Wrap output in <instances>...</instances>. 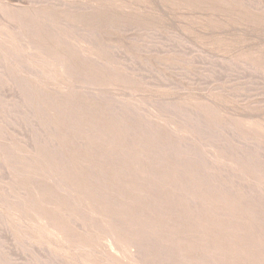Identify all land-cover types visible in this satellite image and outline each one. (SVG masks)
Wrapping results in <instances>:
<instances>
[{
    "label": "rangeland",
    "instance_id": "obj_1",
    "mask_svg": "<svg viewBox=\"0 0 264 264\" xmlns=\"http://www.w3.org/2000/svg\"><path fill=\"white\" fill-rule=\"evenodd\" d=\"M38 1H40V0H0V17H1L0 18V22H1L0 23V30H1L0 32L1 33L5 32V34L7 33V36H8L7 37L5 34L0 35V40H1L0 44L2 46V47H0V51H1L0 52V56H1L0 57V73L2 72V74H0V79H1L0 80V108L2 109V112L0 115V120L2 119V117H4L3 119H5V120L2 119L3 121L2 120L0 121V123L2 124V125L0 124V126L2 127V128L0 127V133H1V135H0V141H1L0 142V148L1 149L0 150H2V151H0V155H1L0 156V190H1L0 196L2 195V197H0V198H2V199H0V264H34V263L36 264V262L38 263L39 260H40L39 263H41V261L43 260L41 264H45V263L48 264L45 261H49V259L52 257H55V258H52V259H54V262L51 259V261H50V263L52 262L51 264H60L59 263V261L61 262L60 258L61 259L63 258L62 260H64V261H62V264L63 263L67 264V262H70V264H104V263L105 264H115V263L116 264H124V263L125 264H135V263L131 262V257L133 254L139 258L138 261L141 262V259H142V261L144 262V263L142 262L139 264H145V262L147 264H151V263L152 264H162V263L163 264H180V263L184 264L185 261H186L185 264H192L193 262H194L193 264H199V263L200 264H208L207 261L203 260V259H195L192 257L181 259L178 256V251L171 250V251L167 252L166 250H163V249L161 250V248H155L154 244H153V248H154L153 249L152 245L149 243V241L145 240L146 238H144L143 234H140V233L137 234L135 239H133V240L130 239L129 237L121 238L117 242H112L111 239H110L111 241L107 240V239H109L107 237L108 234H107V231H105L103 229L102 225H100L98 222H96V224H98V225H96L93 222L91 223V222L86 221V217L83 214L84 212L80 207H78V206L75 207V205H73L72 201H70V200L65 201V199H67L66 194L70 190L76 189V192H78L80 195H81V193H85V194L88 193L87 191H82L81 188H78L79 187L78 186V184H79L78 180L79 179H77V178H76L77 180L75 179V174H74L75 171L71 167L69 168L67 166L70 165L71 161H76V162L78 161L77 163L84 162V163H86V165L89 164L90 168H85L86 170H85V172H83L88 177H84L82 175H81V177H83V180H84V178L87 179L89 181V183L92 184L95 182L94 179L96 180V177H94L93 175H91L87 172V171H90L89 169H92L94 167L92 164L93 163L99 164L102 162L103 167H108V165L112 163L109 158H113V156H111V154H109V155L105 154L104 150L102 149L103 146H101V143L102 144L105 143L104 141H106V139L110 138L109 135H111V137L113 139L121 140V141H123L124 137H125V139H126L125 141L130 143L131 148H133L134 146H136L138 148L136 150H133L134 152L137 151L136 153L138 155H141V153L142 154H148L150 156V158H152V154H153V159H155L156 156H159L158 158H159V161H161L163 164L164 171L166 172V171L171 170V171L176 172L178 174V177L181 180H183L184 183H186L190 187H192V189H196L194 187L204 188L207 191H208V189H210L208 192H210L211 194L214 193V195L217 194V195L223 196V193L225 192V190L221 189L224 186H223V184L221 185L220 183H223L226 180L225 178L227 176V172H226L227 170H223V168L226 169V167H225L226 160L229 159L231 155L235 154L237 156V158H240L239 160L247 158L246 159V161H247L250 158L247 156L254 155L251 152H255V154H258V152L256 153L255 150H258V148H260V147L264 148V145H261V144H264V128L262 127L264 125V40H263L264 39V0H211V1L210 0L209 1H207V0H101V1L100 0H98V1L97 0H60L62 2V4L60 3L59 0H56V1L55 0H52V1L48 0L49 3L47 1L46 2L47 5L45 4V2L41 5L42 0L40 1L41 3ZM122 1H124V2H122ZM33 2H35L36 4ZM56 2L60 6H57ZM129 2H131V3H129ZM50 3H52L51 4L52 7H51ZM53 3L54 4L56 3L55 6H53ZM63 4H66L67 6L63 5ZM94 5L97 7H95ZM56 6H57V9L55 8ZM100 6H101V9H100ZM102 6H104L106 9ZM117 6H119V7H117ZM53 7L55 9H52ZM59 7H62V8L59 9ZM114 8H115V10H114ZM22 9H23V11H22ZM83 10H85V11H83ZM112 10H113V12H112ZM57 11H62V12L56 13ZM90 11L92 12V14ZM37 12L39 13V15L37 14ZM47 12H49V13H47ZM53 13H54V15H53ZM60 13H63V14H60ZM118 13L120 16L122 15V17L118 16ZM25 14H27V15H25ZM40 14H41V16H40ZM65 14H67V16ZM82 14H84V15H82ZM8 15L10 16V18ZM19 15L22 16L23 18L20 17ZM29 15H31V16L29 17ZM49 15H51V16H49ZM72 15H75L76 17L72 16ZM135 15H139V16H135ZM6 16H8V17L6 18ZM54 16H55V19H54ZM57 17H58V19H57ZM110 17H113L114 19L110 18ZM125 17H127V19ZM75 18H77V19L75 20ZM115 18H116V20H115ZM30 19H32L31 22H30ZM34 19H37L36 23H33ZM44 19H46L45 20L46 23H44L45 22ZM59 19H62L63 22H62V20H60L61 22H58ZM78 19H80L81 21L80 20L78 21ZM64 20L66 22H68V25H66L67 23ZM97 20L99 22H97ZM17 21H18V23H17ZM38 21L42 22V24ZM20 22H22V23H20ZM57 22L59 24L63 23L64 26H63V24L59 25ZM8 23H9L10 27L14 25L13 27L15 30H13V27L10 28L9 26H7ZM43 23H44V25H43ZM16 24H17V26H16ZM45 24L47 25L46 27H44ZM71 24L73 25V27L74 26L77 27V25H78V27H80V29H81V30H78L80 37H83L81 34L84 33V37L88 36L87 40H85L86 38L83 39V41H82V38L79 39V37H77L79 35H77V36L75 35V33H77V29L74 27V29H76L75 30L76 32H74V30H72L73 27L71 26ZM104 24H105V27H104ZM127 24L128 25L130 24L131 26L130 25L127 26ZM28 25H30V26H28ZM39 25H40V28H39ZM69 25L71 27L69 29L71 30V32L73 31L74 34L69 32L70 31L68 29ZM120 25H122V27H120ZM1 26H2V28H1ZM54 26H56V28L59 30H57ZM82 26H84L85 29ZM107 26H109V27H107ZM15 27H17V29L19 28L18 29L19 31L16 30ZM28 27H31V29L33 28V30H31ZM48 27L51 29L55 28V29H53L54 32H52L51 29H48ZM41 28H43L44 30ZM65 28H66V30H65ZM87 28H89V29H87ZM11 29H12V31H11ZM45 29L46 30L48 29L47 33H46ZM83 29L86 33L83 31ZM26 30H29V31H26ZM33 31L38 33V36H37L38 38L32 39L31 33ZM10 32H14V33L12 34ZM62 32L66 33V34H64ZM89 32H91V33L89 34ZM93 32H95V33L97 32V35H99V37L103 40V42H106V43H104L105 47H101L102 43H99V42H102V40H100V38L98 36H96L95 33H93ZM49 33H52V34L49 35ZM55 33H57L59 36H57ZM67 34L69 35V37ZM85 34H86V36H85ZM14 35L17 36L18 38L15 37ZM91 35L93 37H91ZM21 36H24V37L21 38ZM60 36H61V38H60ZM10 37H12V38H10ZM52 37L54 38L53 40H52ZM89 37L91 38L92 43L95 42L97 44V47L99 46L100 48L95 47L96 46V45H94L95 43L93 44L94 48H93V46L90 47L92 44H91ZM19 38H21V40H19V41H21V43H22V41H24L26 44H24V42H23L22 44H24V45H21V43L18 41ZM29 38H30V41L32 40L31 41L32 44L35 45L36 47L38 46V48H36L35 46L32 47L30 45L31 42L30 43L28 42ZM45 38L48 40V42L50 44L46 43V41L44 40ZM63 38H65L64 40L67 43L63 41ZM73 38H76V39H73ZM96 38H98L99 41H97ZM23 39H26V40H23ZM36 40H38L40 43H38V41H36ZM61 40L63 42L56 44V43H58V41H61ZM71 40H73V41H71ZM74 40H76V41L79 40L78 41L79 43L74 41ZM84 40L87 42H85ZM16 41L19 42L20 45ZM53 41H54V43H53ZM15 43H16V45H15ZM63 43H65L64 45H67V46H63ZM85 43H86V45H85ZM37 44H39V45H37ZM51 44L54 47H50ZM74 44L77 45V47H78L77 49H76V46H74ZM89 44H90V46H89ZM17 45H19L18 47L21 46V48L19 49L17 47ZM56 45H57V47H56ZM23 46L25 48V49L23 48L24 50H22ZM29 46L31 48H29ZM39 46H41V49H43V51L40 49ZM72 46H74V47H72ZM42 47H44V48H42ZM83 47H86V48H83ZM1 48H4L5 50L4 49L1 50ZM6 48L9 49L10 51L6 50ZM56 48L61 49V51H59ZM69 48H71V50ZM73 48H75V49H73ZM96 48H97V50H96ZM45 49H47V50L45 51ZM49 49H51V52ZM62 49L64 51H62ZM83 49H87V50H83ZM77 50H78V52H77ZM106 50H107V52H109V54L106 52ZM4 51H5V53H4ZM25 51L28 53V55ZM40 51H41V53H45L44 56H43V54L40 53ZM52 51H54V54ZM9 52L15 53L12 56H10L12 59H14V61L17 58L16 56H18V58L21 60V62L19 59H17V61L14 62L10 57H8V55L10 54ZM24 52H25V54H24ZM32 52L35 53L34 55H36L37 58L39 56H40V58L42 57L41 59L40 58L39 59L40 60L44 59L45 63L43 61H40L37 58H35L36 60H34V57L30 58V57L34 56V55H32L33 54ZM70 52H72V53H70ZM99 52H101V53H99ZM46 53H48V54H46ZM78 53H79V55H78ZM29 54H30V56H29ZM80 54H82L83 56H81ZM244 54H247V55H244ZM48 56H50V57H48ZM86 56H88V57H86ZM43 57H45V58L48 57V58L45 59ZM89 57L92 59H90ZM111 57H113V59H110ZM1 58L3 59L4 64L2 63ZM57 58L59 61L57 60ZM86 58H88V59H86ZM52 59H54L55 61L53 60V62H52L51 61ZM96 59L102 66L100 64H98V62H94ZM37 60H39V61H37ZM103 60L104 61L106 60L107 62L105 61V63H104ZM47 61H49L48 62L49 65H48ZM60 61H62V63L64 64L63 65L64 68H62V69H61V67L60 68L58 67L59 65L55 66L56 64H59ZM22 62H24V63H22ZM91 62H93V63H91ZM112 62H114V63H112ZM94 63H95V65H93ZM107 63H108V65H107ZM20 64L22 66H20ZM42 64H44V65H42ZM66 64H68V65H66ZM69 64H70V66H69ZM1 66H2V68H1ZM6 66H8L9 68ZM25 66H27V68H29V70H30V71L28 70L29 73L32 72V74H33V72H34L36 75H34V74L32 75V74H29L28 72H26V70H24V68L27 69ZM65 66H67L69 69H70V67H73V68L68 70L67 67H65ZM86 66H88L89 68H87ZM108 66L110 68H108ZM3 67H4V69L6 68L7 71H6V69L4 70ZM81 67H82V69H81ZM74 68L75 69L77 68V70H75ZM65 69H67V70H65ZM10 70L13 71V73ZM34 70L35 71L37 70V72L40 71V73L37 74V72H35ZM97 70L100 73H98ZM70 71H73V72H70ZM90 72H91V74H90ZM121 72H123L124 74L123 73L121 74ZM3 73L6 75V77H5V75H3ZM63 73H65V74H63ZM79 73L81 75H84V76H81ZM84 73H86V74H84ZM17 74L20 76V78H19V76H17ZM42 74H43V76H42ZM114 74L116 75V77ZM7 75L10 78L13 76V78L10 79L9 77H7ZM45 75H47V77H44ZM65 75H69V76H65ZM88 75H89V77H88ZM127 75H128V77H127ZM1 76H3V77H1ZM17 77H18V79H21L24 77L25 79L24 78H23L24 80L21 79L22 82L20 83V81L17 79ZM48 77H50V81H49ZM77 77H80V78H77ZM83 77H85V78L88 77L85 80L86 82L82 81L85 79ZM107 77H113L112 83H111V86L113 88L110 85L106 86V87L102 86V82H101L102 79L101 78L106 79ZM124 78H125V81L123 80ZM13 79H15V80L17 79V80L12 81ZM52 79H53V81H52ZM127 79H129V80H127ZM9 80L11 82H13L12 85H11V82H9ZM25 80L27 81L26 82L27 87H28V83H30V80H31L33 83L37 82L38 85H40L41 82H42L41 84H47L50 87V89L62 90V89L68 88L70 90L73 89L72 92L78 91L79 93H74L75 94L74 95V94H72V92H70L63 99L62 98L59 99L57 97L54 98L53 100L54 101L56 100V101L53 102V100H52L50 104H52V103H54V104L53 105L49 104L51 106V107L49 106L50 116L47 118V116L45 114H43V111H42V109L43 110L45 109V106H44V105H46L45 100L44 99L42 100V96L40 97V94H38L39 92L36 94V92L39 91V90H36V88L33 89L32 87H30V91L32 93L34 92L33 95L35 94L34 96L30 95L29 88L27 90L28 91V93H27L26 89L24 88V87H26V84L24 83ZM91 80L93 82H91ZM67 81H68V83H67ZM71 81H73L72 83L75 82V84L78 83L80 85H84L82 87V90L87 91V93L86 92H84V93H86V95H88V96H90L91 94H92L91 96H93V95L96 96L97 93H99V94L101 93L100 94V96H101L105 91V93L103 95H105V94L108 95L110 97V99L112 97V99H111L112 101L110 100L112 103L109 101H107L108 103L106 102L107 99L105 100V98H104L106 95L104 97L102 95L101 96L102 98L99 97V94H98L99 98H97V96L96 97L93 96L94 98H97V100L95 99L96 101H94L93 97H92L93 99L90 97L88 99L87 98L88 96H86L82 91L75 90L76 88H74V87H68V84ZM89 81L91 82V84H89L90 83ZM14 82H15V84L18 83L15 85V87L13 86ZM72 83H71V85L74 86V84H72ZM83 83H86V84H83ZM96 83H97V85H96ZM115 83H117L116 86H115ZM19 84L22 85L21 88L23 89V91L24 90L26 91V94H24L25 91L24 92L21 91L24 95L28 94L29 97L32 96L33 99L30 98L32 100V102L30 101V99H28L27 96H25V97L27 98L28 101L26 99H24V101L25 102L27 101L28 103H24L23 99L21 101L20 97L21 98L24 97V95L21 94V92H20L21 96L18 94L19 98L16 96V94L19 92L18 90H16L17 87L18 88L20 87ZM127 84H129V85H127ZM117 85H118V87H117ZM29 86H31V85L29 84ZM93 86H94V88L96 86V89L103 88V90L96 92V94H93L90 92L88 94V90H86V89H88V88L93 89ZM6 87H7V89H6ZM138 87H139V90H138ZM140 88H142V90ZM8 89L9 90L13 89V90L10 93V91ZM117 89H119V91ZM14 90H16L18 92L16 93V91H14ZM128 90H130V91L128 92ZM108 91H110V92H108ZM4 92L6 94H9V95H6ZM125 92H126V94H125ZM233 93L235 94V96H232ZM12 94H14L16 96V98L20 100V102H23L22 103L23 108H24V105H25V108L28 106V108H26L28 110H26L24 108L27 112L24 109H22V107L19 108L21 106V104H19L20 102H18L16 100V98H14V95L12 97ZM77 94H78V96H76ZM72 95H73V97H72ZM9 96H10V98H9ZM108 96H106V98ZM109 97H108V99H109ZM113 97H114V99H113ZM146 97H148V98H146ZM155 97H157V98H155ZM12 98L14 99V101L18 102L19 106L17 103H15V105L18 106L17 108H15L16 107L15 105L14 106L12 105V104H14V101H11ZM116 98H117V100H116ZM131 98H133V99H131ZM139 98H141V99H139ZM154 98H155V100H154ZM158 98L161 99L162 101L159 100ZM99 99L101 101H102V99H104V100L101 102V101H98ZM145 99H146V101H145ZM156 99H157V101L159 100V102H158L159 106L155 102ZM187 99H188V101H186ZM114 100L117 102L119 100V102H120L119 104L126 102L130 106H128L126 103H125V106L127 105L126 107L132 108V109L128 108L129 111H131V110H132L131 112L135 111L137 113V115L135 113H134V115H132V113H128V109L126 107H124V104H122V106H121V105H118L117 102H115L117 104V108H116L115 103H113ZM174 100L175 101L177 100V101L174 102V104H172V101H174ZM206 100H208V101H206ZM66 101H67V103H66ZM134 101H136V103ZM151 101L153 103L155 102V104H153V103L151 104ZM29 102L32 104H29ZM36 102L40 103L39 108L41 106V108H40L41 112L39 111V109L37 110L38 104H36ZM144 102L145 103L148 102V104L147 103L145 104ZM162 102L163 103L166 102V106H164ZM168 102L170 103V105L168 104ZM179 103L181 105H183L182 107H184L183 109H185L183 111L184 114H186V111H188V110L191 111V112H189V111L187 112V114H189V115L186 116L187 115L186 114L184 116L185 118L183 117V115L181 116V114L183 112L181 111L182 107ZM209 104H211V105H209ZM218 104H220L221 107ZM55 105L57 108L55 107ZM66 105H67V107H66ZM76 105H77V107H76ZM99 105H101V106L99 107ZM114 105H115V107H112ZM152 105H155V107L153 106V108H155L156 111L151 107ZM175 105H178V106H175ZM185 105H186V107H185ZM78 106H80L79 109L81 108L80 111L78 109ZM118 106L121 107V108L120 107L119 108L122 110V112L124 111L123 112L124 115L127 112L126 118L123 117L124 115L122 112H118V111H121L118 108ZM135 106H137V107L139 106L140 108L142 107V109L145 111L147 110L148 112H146V113H148V114L150 113V117H148L149 116L148 114H147V116L145 115V111H139L138 112V110H141V109H139V107H138V109H136L137 107H135ZM160 106H162V107H160ZM207 106H209L210 109H208L209 107H207ZM30 107L32 108V110H30L31 109ZM34 107H36V108L34 109ZM104 107H106L107 109L106 108L104 109ZM109 107L113 108V111H111V109ZM122 107L126 108V109L124 110ZM159 107L161 108L160 109L161 111L158 109ZM166 107H167V109H166ZM175 107H177V109H180V110L177 111V109ZM189 107H193V108L186 110V108H189ZM237 107H239V108L237 109ZM9 108H10V110H9ZM87 108L89 110H91V113H90V111H88ZM92 108H94V110ZM115 108L119 109V110H116ZM162 108L163 109L165 108L167 113L165 112V110L163 111ZM224 108H225V110H224ZM193 109H195L194 110L195 112L199 111V113H197V115H196V113L192 111ZM21 110H23L22 112L24 113V117L26 119H28L27 121L25 118L23 119V113L22 112L20 113ZM34 110L39 111L42 114V116L39 115L40 114L39 112H35ZM95 110H97V111H95ZM233 110L236 113H234ZM238 110H239V112H238ZM10 111H12V112H10ZM58 111H60L61 113ZM78 111H79V113H78ZM28 112H29V114H31V117H28L29 116ZM32 112L34 114V117L36 116L35 119H37V120H35V121H37V122L31 121L32 123H29L30 122L29 120H31V119L34 120V117L32 118V115H33ZM67 112H68V114H67ZM114 112H115V114H114ZM192 112L195 113L194 114L195 116L193 115L191 117V115L193 114ZM201 112H202V115L200 114ZM217 112L219 115L217 114ZM17 113H20V115L18 114L19 116L16 118L15 114H17ZM25 113H27L26 114L27 116L25 115ZM110 113H111V115H110ZM119 113L122 116L119 115ZM140 113L143 114V115H141V117L138 115ZM168 113H169V115H167ZM190 113H192V114H190ZM226 113H228V114H226ZM171 114H172V116H171ZM174 114H176V115H174ZM199 114L202 116V117L200 116L202 120H203V118H205V121L208 124L207 126H204L203 121H202L203 123H201V120H198V119H200V117L198 116ZM241 114L245 117H243ZM72 115H74L76 118H74ZM103 115H104V117H103ZM116 115H117V117H116ZM135 115L137 117H134ZM177 115L179 117L181 116L180 118H182L183 121L180 122L179 120H181V119L179 117L177 120L175 118V116H177ZM119 116L121 118H119ZM128 116L130 118H128ZM143 116L146 119L150 120V122H152L154 120L153 121L154 123L152 124L153 127H151V125L149 126V124H147L148 120L147 121H146V119L144 120ZM196 116L198 118L197 120H196ZM224 116L226 117V119L223 118ZM20 117H21V119H19ZM242 117H243V119H242ZM13 118H14V120H13ZM49 118H50V120L51 119H53V120L50 121V120H48ZM84 118L87 120H85ZM142 118H143V121L147 122L146 123L147 125L145 124V122L142 123V120H141ZM170 118H174V119H170ZM245 118H247V119H245ZM39 119H40V121L43 120L41 122H44V123L41 124ZM44 119L47 120V122H48L47 125L49 127H51L49 125V122H50V124L52 123L51 128H54V129H50V131L52 130L54 132L49 131V127L47 125H45L46 120L44 121ZM56 119H58L57 120L58 123H56L57 122ZM74 119H76V120H74ZM131 119L136 120L135 122L137 123V125L133 120L131 121ZM138 119L141 120V122L138 121ZM184 119H185V121H184ZM253 119H254V121H256L255 123H254ZM6 120H7V122H6ZM80 120H82V121H80ZM191 120H193V121H191ZM228 120L230 121V124H229ZM14 121L15 122L18 121V123L15 124ZM19 121H21V122H19ZM76 121L80 122V124L76 123ZM92 121H93V123H92ZM120 121H122V123L126 122L127 124L126 123H124V124L127 126H125L124 124L122 126L121 123H118ZM214 121H215V123H214ZM233 121H234V123H233ZM26 122L29 123V124H27L28 126L30 124H32V126L34 128L37 126L36 127L37 131L32 126H29L30 128L26 129V128H28V126L26 125ZM71 122H75V124L77 126L74 123L72 124ZM81 122H82V124H81ZM132 122H134V126H133ZM159 122H162V123H159ZM165 122H166V124H165ZM193 122L195 124H192ZM4 123H6V124H4ZM8 123H10V126L15 124V126H17V127H18L19 123L23 124V125L19 124V129L17 128V130L15 131L17 134L14 135L15 132H13V131L16 128L14 125H13V127L11 126L12 128H14V130H13L9 126ZM35 123H37V124L39 123V124L38 125L36 124V126H35ZM68 123H70V124H68ZM129 123H131V124H129ZM157 123H159V124H157ZM187 123L189 125H187ZM209 123H211V126ZM227 123L230 126H226ZM246 123L251 124V125H247ZM259 123H261V124H259ZM262 123H263V125H262ZM7 124L9 126V129L11 128L13 131L11 129L9 130L8 128H6ZM141 124L142 125L145 124V126L148 127V130L150 131V132H148L149 135L144 134L145 136H143V133H145V132L147 133L148 130L146 128H144L145 126L142 128ZM154 124L156 127L154 126ZM172 124H174V125H172ZM214 124H215V126L216 125H218V126H216V128H215V127H213ZM3 125L6 127H4ZM39 125H40V127L43 125H45L46 127L40 128V127H38ZM74 125H75V127H74ZM98 125H100L99 128H98ZM111 125H113V127ZM128 125L129 126L132 125V126L129 127ZM190 125L193 128V129L191 128L192 130L189 128ZM196 125L197 126L203 125L204 131H201L197 134V132H195V131L196 130L199 131L201 127L198 126V128H197ZM231 125H233L232 126V127H234L233 129L231 128ZM21 126L26 127V128H22ZM85 126H87V128ZM93 126H95V127L97 126V128L100 129V131L98 129L94 130L95 127H93ZM249 126H251V127H249ZM127 127H128V130H125V129H127ZM136 127H138L139 130H137L138 128H136ZM194 127H196V130H194ZM46 128H48V129L44 130ZM131 128H133V129H131ZM226 128H228V129H226ZM250 128H251V130H250ZM252 128H253V130H252ZM255 128H257L259 130H256ZM6 129H8V130H6ZM20 129L22 131H20ZM25 129H26V131L28 130L27 131L28 133L31 129L30 133L26 134ZM40 129L43 132L42 134L47 136L46 140H45L44 136H42L41 131H38ZM55 129H57V130H55ZM161 129H164V130H161ZM165 129L169 130L170 132L165 130ZM178 129H180V130H178ZM210 129H211V132L209 131ZM224 129L227 131L226 133L224 132ZM86 130L88 133L87 132L85 133ZM113 130L115 132H117L116 138L113 137ZM134 130H135V132H136V130L138 131V132H136L138 134L137 136H133ZM142 130H144L145 132ZM201 130H203V129H201ZM214 130H217V131L219 130V131L214 132ZM228 130H231V133L229 131V134H228ZM33 131H34V133L39 134V135L35 134V136L37 138L43 139V141H39L40 139L37 140V138L35 139ZM47 131H49V132H47ZM80 131L83 134H81ZM128 131H130L131 134ZM252 131H253V133H252ZM55 132H56V135H54ZM140 132L141 133L143 132V133L141 134ZM158 132H160L161 136H159L160 134H158ZM171 132L174 134H172ZM176 132H177V134H176ZM220 132H221V134H220ZM236 132L238 133L237 135L242 137L241 140L242 139H244V140L249 139V137H250L249 141L248 140H245V141L243 140L244 142L241 141L240 138H238V136L236 135ZM5 133L10 138L9 142H8L9 139L5 135ZM19 133H21L24 136V138L27 139L26 143H25V139L23 138V136H20V137L18 136L20 138L19 139L17 137L19 140L16 138V136ZM60 133H63L65 136L60 134ZM136 133H135V135H136ZM164 133L167 135H165ZM24 134L26 135V137ZM153 134H154V136H152ZM175 134H176L177 139H176V137H174ZM191 134H193V136ZM215 134H217V135H215ZM232 134H234V136L236 135L235 139L233 138L234 136ZM2 135H3V137H5V138H3V140L1 137ZM197 135H198V137H197ZM223 135H225L226 137L224 136V138H223ZM230 135L233 136L231 139H230V137H231ZM78 136H80L79 139H78ZM199 136H201V139L199 138ZM202 136L203 137L207 136V138H204V140H202L203 139ZM210 136H212V137H210ZM6 137L8 140L4 141V140H6ZM27 137L28 138L32 137L33 139L31 138V140L28 141ZM87 137H89V138H87ZM126 137H128V138H126ZM161 137H162V139H161ZM170 137H174V138H170ZM191 137H192V140H190ZM97 138H100V140ZM139 138L143 139V141L140 140V142H139ZM168 138H170V139H168ZM185 138L186 139L188 138L189 140H186ZM196 138H198L200 140V142H198L199 140H197ZM209 138L211 141L215 139L216 143L214 141H212L213 142V144H212L210 142ZM251 138H253V140ZM21 139H22V141L24 140L23 144L26 147H28V149L25 148V146L23 144H21L22 143ZM34 139L38 142H35ZM60 139L61 140L64 139V141L62 140L64 142V144H62L63 142H61ZM132 139H134V140L132 141ZM172 139H174V140H172ZM178 139H179V141H178ZM228 139H230L231 142ZM236 139L238 140L239 144L237 143ZM17 140L21 143L17 142ZM32 140H34V141L32 142ZM180 140H183V141H180ZM226 140L228 141L227 144H226ZM234 140L236 141V143L234 142V144H233L232 141H234ZM77 141H80L82 143V146H80L81 143L77 142ZM96 141H98V144L96 143ZM187 141H188V144H191L193 146V147L190 146L192 149L188 147L190 150H188L187 146L184 147L187 144ZM205 141L210 142L211 145H214V144L215 145L210 146L209 143H207ZM28 142H30V144L33 145V149H35L36 144H38L36 146V149L33 150L32 146L29 145ZM39 142H41V143L43 142V143L41 144ZM47 142H49V145L51 148L48 146ZM178 142L179 143L182 142L181 143L182 145H183V143H185L183 146L184 148H182V146H180V144H178ZM242 142L244 143V145H247L248 147H250V146L254 147L253 151L252 150L248 151L247 149H245V151L250 153L249 155H247L248 153H246L244 151V148H243L244 146H243ZM246 142L250 143V145L245 144ZM253 142H254L255 146L253 145ZM27 143H28V146H27ZM56 143H59L58 147H57ZM172 143H174V145H172ZM240 143L242 145H240ZM72 144H73V146H72ZM202 144L203 145L207 144V145L203 146ZM220 144H221L220 147L225 146L224 147L225 149L220 148L219 147ZM256 144H258V145H256ZM13 145H17V146H13ZM39 145H41V147ZM157 145H158V148H156ZM196 146H197V148H196ZM231 146L234 148V149L233 148L232 149L235 152H233L231 150ZM235 146L237 148H239L238 151L235 150L236 149ZM241 146H243V147H241ZM247 146H245V147L247 148ZM256 146L257 147L259 146V147L257 148ZM44 147L45 148L49 147L50 152H52V153L56 150V152H54L53 155L49 153L50 158L53 159V161H54V165L51 169V177L54 178V180H53L54 182H52V184H53L52 185V189H53L52 194L53 195L51 194V196L53 197L54 203L59 205V206L62 205L63 202L67 203L66 205L63 206V208H65L69 211H72L73 213H75V216H76V218L73 221H71V222H73V224L70 222L71 225L69 227H67V226H64L63 228H60L58 226L55 227L56 230L58 232H60V234L56 231H55V233H46L45 234V231L42 228H41L42 230L40 228L38 229L36 223L33 225L30 224L32 214L34 213L33 205H35V194H36L35 192L38 191V184L42 183V180H41V183L38 181L41 177H37V178H35V177H36L37 173H40V170L42 169L41 166H43L44 154H43L42 149H44ZM165 147H166V149H165ZM172 147H174V149L171 150ZM194 147L198 150H196ZM215 147H217V148L219 147V149H217ZM228 147H230V148H228ZM64 148L67 150L65 151ZM261 148L258 151H260ZM16 149L20 152H18ZM159 149L161 150L162 154H161ZM199 149L202 151V153ZM240 149H242V150H240ZM9 150H11V151H9ZM31 150L34 152H32ZM59 150L61 151V153ZM94 150H95V152H94ZM97 150H98V152H96ZM143 150H145V151H143ZM208 150H209V153H211V154L208 153ZM221 150H223V151L226 150V152L228 151V153L226 154L225 152H223ZM263 150L264 149H262L259 152V156H261V157L264 156V155L262 156L260 154L261 152L264 153ZM7 151L11 152V154H9ZM177 151H179V152H177ZM194 151H196V152L194 153ZM239 151H241V153ZM12 152H14V153H12ZM15 152H16L17 157H15L16 156ZM37 152H38V154H37ZM150 152H151V155H150ZM190 152H192L193 154H191ZM197 152L199 153V156H201L204 161H202L201 158H200L201 160L198 157L195 158L198 155ZM238 152H239V154H238ZM4 153L5 154L7 153V154L5 155ZM20 153H22V154H20ZM76 153H77V155H76ZM167 153L170 154L169 157L166 156ZM232 153H234V154H232ZM13 154H14V156H13ZM23 154H24V156H23ZM57 154H59V156H60V154H62L61 155L62 157L57 156ZM201 154H203V155H201ZM204 154H206L208 156V158ZM241 154L242 155L246 154L247 156L245 155L242 157ZM8 155H12V156L9 157ZM18 155H19V157H18ZM55 156L57 157L56 159L53 158ZM8 157H9V159H8ZM102 157H104V158H102ZM256 157H258V155H254V158L252 156V158H250L247 162L248 163L251 162V164H253V162L254 163L255 162L260 163V161L263 160L262 164L258 163L261 166L256 164V165H258V170L261 172L262 165H264V157H263V159L261 157H258L256 159ZM61 158H64V160L63 159L61 160ZM87 158H88V160H86ZM13 159H14V161L12 163H15V162H18V163L12 164L11 160H13ZM17 159L19 161H17ZM190 159H192V160H190ZM205 159L206 160L208 159L207 162H205L206 161ZM258 159H260V161ZM6 160H8L10 162L8 163V161H6ZM176 160H178V162ZM195 160H198V161L200 160L199 163H201V165L200 164L198 165V163H196L198 161H195ZM61 161H65V162L62 163ZM181 161H183L182 162L183 164L181 163ZM209 161H210V163H208ZM38 162H39V164H38ZM202 162H204V164H202ZM212 163L214 164V166L212 165ZM65 164H67V165H65ZM210 164H211V166H210ZM220 164H221V166L219 167L218 165H220ZM5 165H6V167H5ZM59 165H60V168H59ZM63 165L65 166V168ZM27 166H30L31 170H29V167H27ZM202 166L203 167L205 166V167L202 168ZM212 166L214 168H212ZM252 166H255V165L253 164ZM10 167L13 169V171L14 170L17 171V173H16V171H14V173H16L17 175L16 174L14 175V173L11 170H9V169H11ZM191 167H193V168H191ZM36 168L38 169V172H37ZM59 170L61 171V173ZM64 170L65 171L69 170L68 173H66L68 175V177H67V175H65ZM203 170H205V171H203ZM217 170H219V171H217ZM198 171H200V173ZM263 171H264V169H263ZM204 172L207 174V177H205L206 174H204ZM217 172L219 174L226 175L225 178H224V176L217 174ZM182 173H184V174H182ZM214 173H216L219 177L217 176L218 177L217 178ZM261 173L258 174V189L260 187H262V189H264V183L263 184L260 183V182H264V179H262V176L264 177V173L263 172H261ZM179 175H181V176H179ZM259 175H260V177H259ZM32 176L34 179L32 178ZM55 176L58 178H56ZM72 176H74V177H72ZM210 176L213 178H211ZM7 177H8V179L12 178L15 181L12 179H11V181H9L6 179ZM208 177H209V179H208ZM215 177H216V180H215ZM220 177H221V179H220ZM194 178H195V180H194ZM222 178H224V180ZM35 179L37 181H34ZM60 179H61V181H60ZM212 179H214V181ZM202 180H204V181H202ZM205 181L206 182L208 181V184ZM210 181H211V183H210ZM12 182H14V183L16 182V183L12 184ZM60 182L65 183V185L61 184ZM74 182H76V183H74ZM34 183H36V184H34ZM16 185H18L19 188H20V185H22L20 189L25 190L26 193L24 191H21L19 188L17 189ZM57 185H60V186H58V187H60L59 188L60 190L58 189ZM66 185L68 187H65ZM11 186H14V187L11 188ZM216 186H218V187H216ZM25 187H27V188H25ZM3 188H6V190ZM13 188L14 189L16 188L17 190H13ZM91 189H92V187H90V190ZM262 189L260 188L258 190V192H259L258 195L260 194L259 195L260 198L263 199V200H261V199L260 200L264 201V197H262V196H264V192H263L264 190H262ZM2 190L3 191L5 190L6 192L5 191L3 192ZM8 190H10V191H8ZM61 190H63L64 193L60 192ZM215 190H216V193H215ZM11 191L12 192L18 191V194L15 192H13L14 193L13 194ZM19 192L24 194V195L26 194V195L22 196V194H20ZM7 193H8V195H7ZM10 194L12 195V198L10 197L11 196ZM4 195H6V197ZM18 196H22V197H18ZM259 196H258V201H259L258 207L260 209H258V213L262 212L261 210L264 209V207H263L264 202H261L259 200ZM8 197H10V198L8 199ZM16 197L22 198V199H18ZM13 198L16 199L15 202H13ZM24 198H26L28 200H26ZM4 199L7 202L3 201ZM61 200H63V201H61ZM7 204L9 205V207H7ZM68 206L71 208L69 209ZM55 207H57V206L55 205ZM262 207H263V209H262ZM29 210H30V212H29ZM25 213L27 214V216ZM20 214H22V218H21ZM258 215L264 218V215H262L261 213ZM79 222L83 223V224L86 223L89 225V231H90L89 237H87L84 241L81 240V238H75V237L71 238L72 237L71 234L73 235L75 230L77 232L80 231L79 230L80 226L78 225ZM15 223L17 224V226ZM63 223H65V222H63ZM18 225H20L21 227ZM75 225H77L78 228L74 227ZM81 226H82V224H81ZM23 227H26V229ZM100 229H101V231H99ZM25 234H27L29 237L26 236ZM105 234H107V236ZM66 236H68V237H66ZM106 237H107V239H106ZM24 239L27 242H25ZM87 239L89 240L90 244H89ZM91 239H93V241H95V244L93 241H91ZM39 240H40V243H39ZM72 240H73V242H72ZM77 240H78V242H77ZM129 240H130V243H132L133 245L135 242L137 244H135V246H132V244H131V246H130ZM141 240L144 244L141 242ZM125 241H126V243H125ZM103 242L104 243L106 242L107 244L105 243V245H104ZM108 244H110V245H108ZM74 245L77 247L81 246V248L77 249V247L75 248ZM83 245L87 248H83L84 247ZM96 245H97V247H96ZM149 246H151V247H149ZM33 247H35V248H33ZM37 248L40 249L39 252L41 250H42V252L39 253ZM71 248H73V249H71ZM43 249H46V251L48 250L47 251L48 255H51L49 252V251H51L53 256H51V257L49 256V258L47 259L48 255L46 256V252L44 255ZM83 249H85V250H83ZM88 249H90L89 251L91 252V254L88 251ZM144 249H146V251ZM93 250L98 252V254H101V255L96 254L95 252H93ZM75 251L77 252L78 255L76 254ZM137 251H139L140 254H137ZM156 251H158V253ZM82 253H84V254H82ZM41 254L44 255L43 258L46 257L45 261H44L45 258L42 259ZM74 254H76L77 256ZM159 254L163 257L161 258V256ZM55 255L57 256V258ZM104 255H105V257H104ZM122 256H123V258H121ZM165 256H166V262L164 260ZM106 258L110 259V261L108 259L106 260ZM57 259H59V260H57ZM156 259H157V262H156ZM65 260H67V261H65ZM103 260H104V262H103ZM126 260H128V261H126ZM159 260H160V262H159ZM161 260H163V262ZM168 260H169V262H168ZM172 261H174V262H172ZM197 262H199V263H197Z\"/></svg>",
    "mask_w": 264,
    "mask_h": 264
},
{
    "label": "bare ground",
    "instance_id": "obj_2",
    "mask_svg": "<svg viewBox=\"0 0 264 264\" xmlns=\"http://www.w3.org/2000/svg\"><path fill=\"white\" fill-rule=\"evenodd\" d=\"M41 1V0H40ZM40 1H38V2H40ZM48 0H42V3H41V5L45 2V4H46V2H47ZM50 1H52V0H50ZM56 1V0H55ZM60 1V0H59ZM98 1V0H97ZM101 1V0H100ZM207 1H209V0H207ZM211 1V0H210ZM36 2V1H35ZM35 2H33V3H35ZM54 2V1H53ZM96 2V1H95ZM106 2V1H105ZM122 2H124V1H122ZM181 2V1H180ZM184 2V1H183ZM200 2V1H199ZM37 3V2H36ZM35 3V4H36ZM48 3H49V1H48ZM57 3V2H56ZM55 3V4H56ZM60 3L62 4V2L60 1ZM116 3V2H115ZM129 3H131V2H129ZM39 4V3H38ZM44 4V5H45ZM52 3H50V5H51ZM55 4L53 3V6H55ZM34 5V4H33ZM47 5V4H46ZM63 5H66V4H63ZM87 5V4H86ZM109 5V4H108ZM115 5V4H114ZM120 5V4H119ZM134 5V4H133ZM37 6V5H36ZM35 6V7H36ZM57 6H60L58 3H57ZM57 6L55 7L56 9H57ZM62 6V5H61ZM67 6V5H66ZM84 6V5H83ZM95 6V5H94ZM107 6V5H106ZM126 6V5H125ZM51 7H52V5H51ZM86 7V6H85ZM95 7H97V6H95ZM102 7H104V6H102ZM115 7V6H114ZM117 7H119V6H117ZM54 7L52 8V9H55ZM60 8H62V7H59V9ZM66 8V7H65ZM64 8V9H65ZM83 8V7H82ZM87 8V7H86ZM105 8V7H104ZM110 8V7H109ZM124 8V7H123ZM46 9V8H45ZM89 9V8H88ZM97 9V8H96ZM100 9H101V6H100ZM106 9V8H105ZM129 9V8H128ZM132 9V8H131ZM135 9V8H134ZM142 9V8H141ZM11 10V9H10ZM25 10V9H24ZM37 10V9H36ZM44 10V9H43ZM82 10V9H81ZM114 10H115V8H114ZM21 11V10H20ZM22 11H23V9H22ZM30 11V10H29ZM28 11V12H29ZM38 11V10H37ZM63 11V10H62ZM62 11H57L56 13H58V12H62ZM83 11H85V10H83ZM92 11V10H91ZM90 11V12H91ZM263 11V10H262ZM34 12V11H33ZM50 12V11H49ZM49 12H47V13H49ZM66 12V11H65ZM112 12H113V10H112ZM116 12V11H115ZM128 12V11H127ZM7 13V12H6ZM21 13V12H20ZM41 13V12H40ZM67 13V12H66ZM69 13V12H68ZM71 13V12H70ZM75 13V12H74ZM87 13V12H86ZM85 13V14H86ZM37 14L39 15V13L37 12ZM44 14V13H43ZM42 14V15H43ZM60 14H63V13H60ZM90 14V13H89ZM91 14H92V12H91ZM114 14V13H113ZM117 14V13H116ZM115 14V15H116ZM125 14V13H124ZM132 14V13H131ZM3 15V14H2ZM11 15V14H10ZM25 15H27V14H25ZM32 15V14H31ZM31 15H29V17L31 16ZM53 15H54V13H53ZM66 16H67V14H65ZM82 15H84V14H82ZM9 16V15H8ZM8 16H6V18L8 17ZM20 16V15H19ZM36 16V15H35ZM40 16H41V14H40ZM45 16V15H44ZM49 16H51V15H49ZM58 16V15H57ZM61 16V15H60ZM72 16H75V15H72ZM106 16V15H105ZM118 16H120L119 15V13H118ZM128 16V15H127ZM135 16H139V15H135ZM262 16V15H261ZM20 17H22V16H20ZM26 17V16H25ZM28 17V16H27ZM76 17V16H75ZM89 17V16H88ZM92 17V16H91ZM101 17V16H100ZM120 17H122V15L120 16ZM1 18V17H0ZM9 18H10V16H9ZM23 18V17H22ZM47 18V17H46ZM52 18V17H51ZM71 18V17H70ZM79 18V17H78ZM110 18H113V17H110ZM126 19H127V17H125ZM136 18V17H135ZM138 18V17H137ZM48 19V18H47ZM54 19H55V16H54ZM53 19V20H54ZM57 19H58V17H57ZM56 19V20H57ZM68 19V18H67ZM77 18H75V20H76ZM114 19V18H113ZM2 20V19H1ZM13 20V19H12ZM46 19H44V21H45ZM60 20H62V19H59V21L58 22H61ZM80 19H78V21H79ZM85 20V19H84ZM102 20V19H101ZM112 20V19H111ZM115 20H116V18H115ZM11 21V20H10ZM32 21V19H30V22ZM41 21V20H40ZM40 21H38V22H40ZM51 21V20H50ZM65 21V20H64ZM81 21V20H80ZM83 21V20H82ZM87 21V20H86ZM104 21V20H103ZM122 21V20H121ZM3 22V21H2ZM26 22V21H25ZM37 22V19H34L33 20V23H36ZM57 22V23H58ZM62 22H63V20H62ZM66 22V21H65ZM64 22V23H65ZM97 22H99L98 20H97ZM123 22V21H122ZM1 23V22H0ZM6 23V22H5ZM17 23H18V21H17ZM20 23H22V22H20ZM24 23V22H23ZM41 24H42V22H40ZM44 23H46V21L44 22ZM44 23H43V25H44ZM53 23V22H52ZM56 23V22H55ZM67 24L66 25H68V22H66ZM81 23V22H80ZM88 23V22H87ZM102 23V22H101ZM124 23V22H123ZM4 24V23H3ZM59 24V23H58ZM63 23H61V24H59V25H62ZM82 24V23H81ZM84 24V23H83ZM100 24V23H99ZM107 24V23H106ZM7 25V24H6ZM24 25V24H23ZM38 25V24H37ZM52 25V24H51ZM108 25V24H107ZM130 25V24H129ZM128 24H127V26H129ZM134 25V24H133ZM132 25V26H133ZM7 26H9V23H8V25ZM14 26V25H13ZM13 26H11V27H13ZM16 26H17V24H16ZM28 26H30V25H28ZM34 26V25H33ZM47 25L45 24V26L44 27H46ZM49 26V25H48ZM63 26H64V24H63ZM71 26L73 27V25L71 24ZM131 26V25H130ZM10 27V26H9ZM10 27V28H11ZM36 27V26H35ZM43 27V28H44ZM50 27V26H49ZM48 27V29H51V28H49ZM53 27V26H52ZM55 28H56V26H54ZM66 27V26H65ZM75 27V26H74ZM74 27H73V29L72 30H74V32H76L75 30L77 29V33H75V35L77 36V35H79V33H78V30H81L80 29V27H78V25H77V27H75L76 29H74ZM82 27H84V26H82ZM104 27H105V24H104ZM107 27H109V26H107ZM106 27V28H107ZM119 27V26H118ZM120 27H122V25H120ZM124 27V26H123ZM232 27V26H231ZM1 28H2V26H1ZM16 28V30H18L17 29V27H15ZM25 28V27H24ZM28 28H30L31 29V27H28ZM39 28H40V25H39ZM43 28H41V29H43ZM55 28H53V29H55ZM63 28V27H62ZM69 28H71L70 27V25L68 26V29ZM233 28V27H232ZM237 28V27H236ZM235 28V29H236ZM29 29V30H30ZM47 29V30H48ZM53 29H51V31L52 32H54V30ZM57 29V28H56ZM61 29V28H60ZM64 29V28H63ZM84 29H85V27H84ZM84 29H83V31H84ZM87 29H89V28H87ZM122 29V28H121ZM238 29V28H237ZM245 29V28H244ZM243 29V30H244ZM6 30V29H5ZM13 30H15L14 29V27H13ZM29 30H26V31H29ZM31 30H33V28L31 29ZM44 30V29H43ZM46 30V29H45ZM47 30H46V33H47ZM57 30H59V29H57ZM65 30H66V28H65ZM70 30V29H69ZM227 30V29H226ZM242 30V29H241ZM1 31V30H0ZM11 31H12V29H11ZM19 31V30H18ZM25 31V30H24ZM36 31V30H35ZM63 31V30H62ZM93 31V30H92ZM231 31V30H230ZM15 32V31H14ZM14 32H10V33H14ZM17 32V31H16ZM50 32V31H49ZM65 32V31H64ZM64 32H62V33H64ZM69 32H71V30L69 31ZM74 32L72 31L71 33H73L74 34ZM85 32V31H84ZM226 32V31H225ZM245 32V31H244ZM1 33V32H0ZM18 33V32H17ZM29 33V32H28ZM81 33V32H80ZM86 33V32H85ZM91 32H89V34H90ZM93 33H95V32H93ZM3 34H5V32H2L0 35H3ZM23 34V33H22ZM52 33H49V35H51ZM57 36H59L57 33H55ZM64 34H66V33H64ZM69 34V33H68ZM67 34V35H68ZM100 34V33H99ZM237 34V33H236ZM6 36H7V33L5 34ZM4 35V36H5ZM17 35V34H16ZM62 35V34H61ZM72 35V34H71ZM83 37H84V33H82L81 34ZM95 35L96 36H98L99 37V35H97V32L95 33ZM228 35V34H227ZM13 36V35H12ZM15 36V35H14ZM38 36V33H36V32H32L31 33V37H32V39H36V38H38L37 37ZM66 36V35H65ZM85 36H86V34H85ZM95 36V37H96ZM8 37V36H7ZM15 37H17V36H15ZM24 36H21V38H23ZM63 37V36H62ZM68 37H69V35H68ZM77 37H79V39H81L82 38V41H83V39H85V40H87V37H80V35L79 36H77ZM91 37H93L92 35H91ZM102 37V36H101ZM234 37V36H233ZM232 37V38H233ZM10 38H12V37H10ZM9 38V39H10ZM18 38V37H17ZM21 38H19L18 39V41L19 40H21ZM43 38V37H42ZM57 38V37H56ZM60 38H61V36H60ZM72 38V37H71ZM100 38V37H99ZM27 39V38H26ZM26 39H23V40H26ZM40 39V38H39ZM50 39V38H49ZM54 38L52 37V40H53ZM65 38H63V41L64 42H66L65 40H64ZM70 39V38H69ZM73 39H76V38H73ZM89 39H90V41H91V46H90V44H89V46L90 47H92L93 46V44L95 43H92V40H91V38L89 37ZM97 39V41H99L98 40V38H96ZM259 39V38H258ZM17 40V39H16ZM28 40V39H27ZM42 40V39H41ZM45 41H46V43H48V44H50L49 42H48V40L45 38L44 39ZM59 40V39H58ZM84 40V41H85ZM100 40H102L101 38H100ZM234 40V39H233ZM246 40V39H245ZM261 40V39H260ZM264 40V39H263ZM1 41V40H0ZM4 41V40H3ZM8 41V40H7ZM32 41V40H31ZM30 41V38H29V43L31 42ZM36 41H38V40H36ZM62 40L61 41H58V43H56V44H59L60 42H63ZM71 41H73V40H71ZM74 41H76V40H74ZM79 40H77L76 42H78ZM81 41V40H80ZM89 41V42H90ZM94 41V40H93ZM17 42V41H16ZM20 43H21V41H19ZM19 42H17L18 44H19ZM24 41H22V43H23ZM27 42V43H28ZM35 42V41H34ZM33 42V43H34ZM75 42V43H76ZM85 42H87V41H85ZM9 43V42H8ZM21 43V45H24V44H26L25 42H24V44H22ZM38 43H40L39 41H38ZM45 43V42H44ZM43 43V44H44ZM53 43H54V41H53ZM67 43V42H66ZM70 43V42H69ZM79 43V42H78ZM99 43H102L101 44V47H105V44L104 43H106V42H103V40H102V42H99ZM36 44V43H35ZM42 44V43H41ZM65 43H63V46H67V45H64ZM77 44V43H76ZM15 45H16V43H15ZM20 45V44H19ZM19 45H17V47L19 46ZM32 47L33 46H35V45H33L32 44V42H31V44H30ZM37 45H39V44H37ZM71 45V44H70ZM85 45H86V43H85ZM88 45V44H87ZM94 45H96L95 47H97V44L95 43ZM100 45V44H99ZM14 46V45H13ZM42 46V45H41ZM41 46H39L40 47V49H41ZM49 46V45H48ZM74 46H76V49L78 48L77 47V45H75L74 44ZM74 46H72V47H74ZM107 46V45H106ZM0 47H2L1 46V44H0ZM16 47V48H17ZM26 47V46H25ZM36 47V46H35ZM34 47V48H35ZM50 47H54L52 44L50 45ZM56 47H57V45H56ZM19 49L21 48V46L20 47H18ZM24 48V46L22 47V50H24L23 49ZM29 48H31L30 46H29ZM33 48V49H34ZM36 48H38V46L36 47ZM42 48H44V47H42ZM47 48V47H46ZM67 48V47H66ZM82 48V47H81ZM83 48H86V47H83ZM93 48H94V46H93ZM97 48H100L99 46L97 47ZM97 48H96V50H97ZM2 49H4V48H1V50ZM54 49V48H53ZM56 49H58V48H56ZM64 49V48H63ZM62 49V51H64ZM70 50H71V48H69ZM73 49H75V48H73ZM80 49V48H79ZM88 49V48H87ZM87 49H83V50H87ZM5 50V49H4ZM6 50H9V49H7L6 48ZM32 50V49H31ZM36 50V49H35ZM38 50V49H37ZM42 51H43V49H41ZM47 49H45V51H46ZM50 50V52H51V49H49ZM59 51H61V49H58ZM103 50V49H102ZM10 51V50H9ZM21 51V50H20ZM55 51V50H54ZM54 51H52L53 52V54H54ZM76 51V50H75ZM81 51V50H80ZM79 51V52H80ZM1 52V51H0ZM12 52V51H11ZM26 52V51H25ZM25 52H24V54H25ZM77 52H78V50H77ZM98 52V51H97ZM102 52V51H101ZM101 52H99V53H101ZM106 52H107V50H106ZM4 53H5V51H4ZM10 53V52H9ZM27 53V52H26ZM31 53V52H30ZM33 53V52H32ZM40 53H41V51H40ZM70 53H72V52H70ZM75 53V52H74ZM103 53V52H102ZM108 54H109V52H107ZM13 54H15V53H10L9 55H8V57H10V56H12ZM19 54V53H18ZM35 53H33L32 55H34ZM41 54H43V56H44V54L45 53H41ZM46 54H48V53H46ZM94 54V53H93ZM4 55V54H3ZM27 55H28V53H27ZM61 55V54H60ZM73 55V54H72ZM78 55H79V53H78ZM81 56H83L82 54H80ZM95 55V54H94ZM103 55V54H102ZM111 55V54H110ZM244 55H247V54H244ZM29 56H30V54H29ZM42 56V55H41ZM53 56V55H52ZM107 56V55H106ZM1 57V56H0ZM17 58L15 59V61H14V59H12L11 57V59L14 61V62H16L17 61V59H19L18 58V56H16ZM26 57V56H25ZM34 57V60H36L35 58H37L36 57V55H34V56H32V57H30V58H33ZM48 57H50V56H48ZM47 57V58H48ZM69 57V56H68ZM77 57V56H76ZM86 57H88V56H86ZM91 57V56H90ZM89 57V58H90ZM96 57V56H95ZM27 58V57H26ZM40 58V56L37 58V59H39ZM42 58V57H41ZM40 58V59H41ZM43 58H45V57H43ZM47 58H45V59H47ZM62 58V57H61ZM72 58V57H71ZM84 58V57H83ZM101 58V57H100ZM39 59V60H40ZM75 59V58H74ZM86 59H88V58H86ZM90 59H92V58H90ZM110 59H113V57H111ZM109 59V60H110ZM1 60H2V63H3V59L1 58ZM20 60V59H19ZM30 60V59H29ZM39 60H37V61H39ZM53 60L54 59H52L51 61L53 62ZM57 60H58V58H57ZM85 60V59H84ZM102 60V59H101ZM9 61V60H8ZM23 61V60H22ZM40 61H43L44 63H45V60L43 59V60H40ZM55 61V60H54ZM59 61V60H58ZM86 61V60H85ZM91 61V60H90ZM94 61V60H93ZM104 61V60H103ZM106 61V60H105ZM105 61H104V63H105ZM20 62H21V60H20ZM33 62V61H32ZM35 62V61H34ZM49 61H47V63H48ZM76 62V61H75ZM83 62V61H82ZM94 62H98L97 61V59L94 61ZM102 62V61H101ZM107 62V61H106ZM109 62V61H108ZM1 63V64H2ZM19 63V62H18ZM22 63H24V62H22ZM37 63V62H36ZM69 63V62H68ZM91 63H93V62H91ZM112 63H114V62H112ZM4 64V63H3ZM13 64V63H12ZM51 64V63H50ZM53 64V63H52ZM80 64V63H79ZM98 64H100L99 62H98ZM110 64V63H109ZM24 65V64H23ZM40 65V64H39ZM42 65H44V64H42ZM48 65H49V63H48ZM57 65H59L58 67L60 68L61 67V69L62 68H64L63 67V63H62V61H60V63L59 64H56L55 66H57ZM66 65H68V64H66ZM73 65V64H72ZM84 65V64H83ZM93 65H95V63L93 64ZM101 65V64H100ZM107 65H108V63H107ZM5 66V65H4ZM10 66V65H9ZM20 66H22L21 64H20ZM30 66V65H29ZM32 66V65H31ZM53 66V65H52ZM69 66H70V64H69ZM102 66V65H101ZM104 66V65H103ZM112 66V65H111ZM6 67H8V66H6ZM11 67V66H10ZM17 67V66H16ZM26 68H27V66H25ZM40 67V66H39ZM65 67H67V66H65ZM87 68H89L88 66H86ZM113 67V66H112ZM116 67V66H115ZM1 68H2V66H1ZM9 68V67H8ZM24 68V67H23ZM22 68V69H23ZM32 68V67H31ZM30 68V69H31ZM71 68H73V67H70V69ZM108 68H110L109 66H108ZM107 68V69H108ZM118 68V67H117ZM3 69H4V67H3ZM6 69V68H5ZM4 69V70H5ZM13 69V68H12ZM36 69V68H35ZM38 69V68H37ZM42 69V68H41ZM67 69L68 70H70L68 67H67ZM67 69H65V70H67ZM75 69V68H74ZM81 69H82V67H81ZM95 69V68H94ZM105 69V68H104ZM114 69V68H113ZM120 69V68H119ZM9 70V69H8ZM24 70H26V72H28L29 73V68H27V69H25L24 68ZM29 70V71H28ZM43 70V69H42ZM60 70V69H59ZM75 70H77V68L75 69ZM91 70V69H90ZM89 70V71H90ZM111 70V69H110ZM6 71H7V69H6ZM5 71V72H6ZM11 71V70H10ZM33 71V70H32ZM35 71V70H34ZM98 71V70H97ZM113 71V70H112ZM116 71V70H115ZM9 72V71H8ZM12 73H13V71H11ZM35 72H37V70L35 71ZM68 72V71H67ZM70 72H73V71H70ZM86 72V71H85ZM88 72V71H87ZM40 73V71L39 72H37V74H39ZM66 73V72H65ZM65 73H63V74H65ZM98 73H100L99 71H98ZM123 72H121V74H122ZM0 74H2V72L0 73ZM23 74V73H22ZM29 74H32V72L31 73H29ZM33 74L34 75H36L34 72H33ZM32 74V75H33ZM80 74V73H79ZM84 74H86V73H84ZM89 74V73H88ZM90 74H91V72H90ZM97 74V73H96ZM117 74V73H116ZM124 74V73H123ZM3 75H5L4 73H3ZM10 75V74H9ZM61 75V74H60ZM81 75V74H80ZM99 75V74H98ZM105 75V74H104ZM115 75V74H114ZM119 75V74H118ZM126 75V74H125ZM17 76H19L18 74H17ZM38 76V75H37ZM40 76V75H39ZM42 76H43V74H42ZM65 76H69V75H65ZM77 76V75H76ZM81 76H84V75H81ZM80 76V77H81ZM87 76V75H86ZM108 76V75H107ZM121 76V75H120ZM1 77H3V76H1ZM5 77H6V75H5ZM7 77H9L8 75H7ZM22 77V76H21ZM44 77H47V75H45ZM72 77V76H71ZM80 77H77V78H80ZM88 77H89V75H88ZM88 77H83V78H85L84 80H82V81H85ZM97 77V76H96ZM115 77H116V75H115ZM126 77V76H125ZM127 77H128V75H127ZM10 78V77H9ZM11 78H13V76L11 77ZM10 78V79H11ZM15 78V77H14ZM19 78H20V76H19ZM24 78V77H23ZM23 78H21L22 80H24ZM27 78V77H26ZM40 78V77H39ZM91 78V77H90ZM112 78L113 77H107L106 79L105 78H101L102 80H101V82H102V86H104V87H106V86H111V83H112ZM6 79V78H5ZM8 79V78H7ZM17 79H18V77H17ZM16 79V80H17ZM21 79H18L19 81H20V83L22 82L21 81ZM28 79V78H27ZM46 79V78H45ZM48 79H49V81H50V77H48ZM61 79V78H60ZM1 80V79H0ZM15 79H13L12 81H16ZM58 80V79H57ZM56 80V81H57ZM89 80V79H88ZM124 81H125V78L123 79ZM127 80H129V79H127ZM41 81V80H40ZM52 81H53V79H52ZM59 81V80H58ZM74 81V80H73ZM73 81H71L69 84H68V87H74V88H76L75 90H80V91H82L83 93L84 92H86L87 93V91H84V90H82V87L84 86V85H80V84H78V83H76L75 84V82L74 83H72ZM77 81V80H76ZM134 81V80H133ZM9 82H11L10 80H9ZM27 81L25 80V84H26V87H24L25 89H26V91L28 90V88H29V92H30V95H32V96H34L33 95V93L30 91V87H32L33 89L34 88H36V90H39V91H37L36 92V94L38 93V94H40V97L42 96V100L44 99L45 100V104L46 105H44L45 106V109L43 110L42 109V111H43V114H45L46 116H47V118L50 116V113H49V106L50 105H53L54 103H52V104H50L51 103V101L54 99V98H59V99H63L64 97H66V95L67 94H69L70 92H72L73 91V89L72 90H70V89H68L66 86V88L67 89H62V90H54V89H50V87L47 85V84H41L40 83V85H38V83L36 82V83H33L31 80H30V83H28V87H27V83H26ZM81 82V81H80ZM86 82V81H85ZM90 82V81H89ZM91 82H93L92 80H91ZM91 82L89 83V84H91ZM122 82V81H121ZM47 83V82H46ZM65 83V82H64ZM67 83H68V81H67ZM71 83L72 84H74V86L73 85H71ZM114 83V82H113ZM118 83V82H117ZM117 83H115V86H116V84ZM127 83V82H126ZM135 83V82H134ZM5 84V83H4ZM13 84V82H11V85ZM16 84H18V83H16ZM15 82H14V87H15ZM29 84L31 85V86H29ZM63 84V83H62ZM83 84H86V83H83ZM133 84V83H132ZM131 84V85H132ZM136 84V83H135ZM6 85V84H5ZM8 85V84H7ZM10 85V86H11ZM20 85V87L18 88L17 86V89L16 90H18V91H16V90H14V91H16V96L19 98V95L21 96V94H23L22 92H24L23 91V89L21 88V84H19ZM60 85V84H59ZM96 85H97V83H96ZM120 85V84H119ZM127 85H129V84H127ZM9 86V85H8ZM24 86V85H23ZM91 86V85H90ZM13 87V88H14ZM112 87V86H111ZM117 87H118V85H117ZM120 87V86H119ZM131 87V86H130ZM133 87V86H132ZM9 88V87H8ZM11 88V87H10ZM31 88V89H32ZM92 88V87H91ZM113 88V87H112ZM116 88V87H115ZM144 88V87H143ZM6 89H7V87H6ZM20 89V90H19ZM86 89V88H85ZM108 89V88H107ZM121 89V88H120ZM131 89V88H130ZM135 89V88H134ZM141 90H142V88H140ZM5 90V89H4ZM9 90V89H8ZM12 90L13 89H11V90H9L10 91V93L12 92ZM86 90H88V94H89V92L90 93H93V94H96V92H98V91H100V90H103V88H98V89H96V86H95V88H94V86H93V89H86ZM97 90V91H96ZM110 90V89H109ZM114 90V89H113ZM118 91H119V89H117ZM133 90V89H132ZM138 90H139V87H138ZM22 91V92H21ZM26 91H25V93L24 94H26ZM130 90H128V92H129ZM6 92V91H5ZM4 92V93H5ZM20 92H21V94H20ZM57 92V93H56ZM108 92H110V91H108ZM7 93V92H6ZM5 93V94H6ZM9 93V92H8ZM27 93H28V91H27ZM74 93H79L78 91H76V92H72V94H74ZM86 93H84L85 95H86ZM104 93H105V91H104ZM103 93V94H104ZM123 93V92H122ZM140 93V92H139ZM19 94V95H18ZM23 94V95H24ZM98 94L99 93H97V98H99V97H101L100 96V94H99V97H98ZM108 94V93H107ZM115 94V93H114ZM117 94V93H116ZM125 94H126V92H125ZM232 94V93H231ZM230 94V95H231ZM6 95H9V94H6ZM13 95L14 94H12V97H13ZM75 95V94H74ZM81 95V94H80ZM84 95V96H85ZM92 95V94H91ZM88 96V95H86V96H88L87 98L89 99V97L90 98H92L93 96ZM106 95V94H105ZM105 95H103V97L105 96ZM144 95V94H143ZM16 96L14 95V98H16ZM25 96H27L28 97V99H30V98H32V96L31 97H29L28 96V94L27 95H24V97ZM76 96H78V94L76 95ZM96 96H94V97H96ZM106 96H108V95H106ZM106 96L104 97L105 98V100H106V102L107 101H109V102H111L112 100V97H111V99H110V97H109V99H108V97L106 98ZM119 96V95H118ZM127 96V95H126ZM135 96V95H134ZM133 96V97H134ZM232 96H235V94L233 93V95ZM21 98L20 97V100L22 101V99H23V102L24 103H28L27 101V98L25 97V98ZM68 97V96H67ZM72 97H73V95H72ZM93 97V98H94ZM9 98H10V96H9ZM76 98V97H75ZM80 98V97H79ZM92 98V99H93ZM97 98H94V101H96L97 100ZM102 98V97H101ZM100 98V99H101ZM146 98H148V97H146ZM150 98V97H149ZM155 98H157V97H155ZM155 98H154V100H155ZM233 98V97H232ZM235 98V97H234ZM13 99V98H12ZM11 99V101H14V99L12 100ZM24 99H26L27 101L25 102L24 101ZM33 99V98H32ZM67 99V98H66ZM65 99V100H66ZM96 99V100H95ZM98 100V101H101V100ZM113 99H114V97H113ZM131 99H133V98H131ZM139 99H141V98H139ZM151 99V98H150ZM149 99V100H150ZM153 99V98H152ZM159 99V98H158ZM177 99V98H176ZM236 99V98H235ZM16 100L18 101V102H20V100L19 99H17L16 98ZM72 100V99H71ZM74 100V99H73ZM82 100V99H81ZM104 99H102V101H103ZM111 100V101H110ZM116 100H117V98H116ZM129 100V99H128ZM153 100V101H154ZM159 100H161V99H159ZM159 100L157 101V99H156V104L158 105V102H159ZM180 100V99H179ZM190 100V99H189ZM234 100V99H233ZM30 101L32 102V100L30 99ZM39 101V100H38ZM56 101V100H55ZM54 100H53V102H55ZM58 101V100H57ZM87 101V100H86ZM101 101V102H102ZM127 101V100H126ZM145 101H146V99H145ZM148 101V100H147ZM162 101V100H161ZM177 101V100H176ZM175 100L174 101H172V104H174V102H176ZM186 101H188V99L186 100ZM200 101V100H199ZM206 101H208V100H206ZM18 102H16V101H14V104H12L13 106L15 105V103H17L18 104ZM23 102H20L19 104H21V106L19 107V108H21L22 107V109H24L25 108V105H24V108H23V105H22V103ZM61 102V101H60ZM65 102V101H64ZM105 102V101H104ZM115 102H117V101H115L114 100V102L113 103H115ZM135 103H136V101H134ZM155 102L153 103L152 101H151V104L153 103V104H155ZM184 102V101H183ZM193 102V101H192ZM195 102V101H194ZM204 102V101H203ZM210 102V101H209ZM220 102V101H219ZM13 103V102H12ZM58 103V102H57ZM66 103H67V101H66ZM74 103V102H73ZM92 103V102H91ZM108 103V102H107ZM112 103V102H111ZM110 103V104H111ZM120 102H119V100H118V102H117V104L118 105H121L122 106V104H124V107H126L128 104L126 103V102H123V103H121V104H119ZM125 103L127 104L126 106H125ZM145 103V102H144ZM147 104H148V102H146ZM145 103V104H146ZM150 103V102H149ZM163 103V102H162ZM178 103V102H177ZM186 103V102H185ZM223 103V102H222ZM9 104V103H8ZM19 104H18V106H19ZM29 104H32V103H30L29 102ZM36 104H38V107H37V110L39 109V111H40V108H41V106H40V108H39V104L40 103H37L36 102ZM50 104V105H49ZM85 104V103H84ZM94 104V103H93ZM104 104V103H103ZM102 104V105H103ZM117 104L115 103V105H116V108H117ZM132 104V103H131ZM150 104V105H151ZM168 104L170 105V103L168 102ZM180 104V103H179ZM184 104V103H183ZM192 104V103H191ZM234 104V103H233ZM65 105V104H64ZM69 105V104H68ZM78 105V104H77ZM77 105H76V107H77ZM96 105V104H95ZM113 105V104H112ZM115 105L114 106H112V107H115ZM134 105V104H133ZM136 105V104H135ZM139 105V104H138ZM142 105V104H141ZM156 105V106H157ZM163 105L164 106H166V102H164L163 103ZM181 105V104H180ZM209 105H211V104H209ZM214 105V104H213ZM218 105H220V104H218ZM8 106V105H7ZM16 106V105H15ZM18 106H16L15 108H17ZM27 106V105H26ZM35 106V105H34ZM71 106V105H70ZM81 106V105H80ZM80 106H78V109H79V107ZM101 105H99V107H100ZM110 106V105H109ZM128 106H130V105H128ZM147 106V105H146ZM153 106L155 107V105H152L151 107L153 108ZM159 106V105H158ZM157 106V107H158ZM163 106V107H164ZM175 106H178V105H175ZM183 105H181V107H182ZM194 106V105H193ZM237 106V105H236ZM32 107V106H31ZM30 107V108H31ZM36 107H34V109L36 108ZM51 107V106H50ZM55 107H56V105H55ZM66 107H67V105H66ZM69 107V106H68ZM75 107V108H76ZM84 107V106H83ZM97 107V106H96ZM103 107V106H102ZM101 107V108H102ZM120 106H118V108H119ZM135 107H137V106H135ZM139 107V106H138ZM138 107L136 108V109H138ZM149 107V106H148ZM160 107H162V106H160ZM158 108L159 110L161 109V108ZM185 107H186V105H185ZM207 107H209V106H207ZM220 107H221V105H220ZM230 107V106H229ZM26 108H28V106L26 107ZM25 108V109H26ZM57 108V107H56ZM86 108V107H85ZM84 108V109H85ZM106 107H104V109H105ZM110 108V107H109ZM115 108V109H116ZM121 108V107H120ZM119 108V109H120ZM123 108V107H122ZM127 109L128 108H130V109H132L131 107H126ZM126 108H123L124 110L126 109ZM147 108V107H146ZM145 108V109H146ZM176 109H177V107H175ZM179 108V107H178ZM184 107H182V109H181V111L183 112L185 109H183ZM190 108H193V107H189V108H186V110H188V109H190ZM200 108V107H199ZM227 108V107H226ZM239 107H237V109H238ZM24 109V110H25ZM81 109V108H80ZM80 109H79V111H80ZM83 109V110H84ZM88 109V108H87ZM91 109V108H90ZM93 110H94V108H92ZM107 109V108H106ZM111 109V111H113V108H110ZM119 109H116V110H119ZM139 109H141V110H138V112L139 111H145V110H143L142 109V107L140 108L139 107ZM154 110H155V108H153ZM157 109V108H156ZM157 109V110H158ZM163 109V108H162ZM166 109H167V107H166ZM166 109L164 108L163 109V111L165 110V112L167 113V111H166ZM208 109H210V107L208 108ZM230 109V108H229ZM9 110H10V108H9ZM16 110V109H15ZM26 110H28V109H26ZM25 110V111H26ZM30 110H32V108L30 109ZM29 110V111H30ZM53 110V109H52ZM56 110V109H55ZM71 110V109H70ZM69 110V111H70ZM73 110V109H72ZM76 110V109H75ZM121 110V109H120ZM150 110V109H149ZM180 109H177V111H179ZM195 109H193L192 111L193 112H195L194 111ZM197 110V109H196ZM222 110V109H221ZM224 110H225V108H224ZM17 111V110H16ZM15 111V112H16ZM23 110H21L20 111V113L22 112ZM35 111V110H34ZM39 111H35V112H39ZM79 111H78V113H79ZM88 111H90V113H91V110H89L88 109ZM87 111V112H88ZM95 111H97V110H95ZM102 111V110H101ZM132 111V110H131ZM131 111H129V109H128V113H132V115H134V113L137 115V113L134 111V112H131ZM153 111V110H152ZM156 111V110H155ZM161 111V110H160ZM189 112H191L190 110H188ZM188 111H186V114H187V112ZM203 111V110H202ZM220 111V110H219ZM223 111V110H222ZM232 111V110H231ZM234 111V110H233ZM1 112H2V109L0 108V115H1ZM10 112H12V111H10ZM19 112V111H18ZM27 112V111H26ZM31 112V111H30ZM41 112V111H40ZM39 112V113H40ZM45 112V113H44ZM56 112V111H55ZM58 112H60V111H58ZM85 112V111H84ZM105 112V111H104ZM118 112H122V110L121 111H118ZM124 112V111H123ZM122 112V113H123ZM146 112H148L147 110L145 111V115L147 116V114L148 113H146ZM151 112V111H150ZM171 112V111H170ZM192 112V113H193ZM227 112V111H226ZM238 112H239V110H238ZM20 113H17V114H15V117L17 118L19 115H20ZM23 113V112H22ZM38 113V114H39ZM61 113V112H60ZM73 113V112H72ZM98 113V112H97ZM127 113V112H126ZM126 113H125V115H124V113H123V117H127V115H126ZM152 113V112H151ZM154 113V112H153ZM158 113V112H157ZM163 113V112H162ZM176 113V112H175ZM180 113V112H179ZM192 113H190V114H192ZM196 113V115H197V113H199V111H197V112H195ZM195 113H193L192 115H191V117L195 114ZM205 113V112H204ZM203 113V114H204ZM234 113H236L235 111H234ZM233 113V114H234ZM242 113V112H241ZM19 114V115H18ZM27 113H25V115H26ZM28 114H29V112H28ZM32 114H33V112H32ZM37 114V115H38ZM58 114V113H57ZM67 114H68V112H67ZM94 114V113H93ZM103 114V113H102ZM114 114H115V112H114ZM117 114V113H116ZM186 114H184V112L181 114V116L183 115V117L186 115ZM201 115H202V112L200 113ZM198 115L199 117L201 116V115ZM214 114V113H213ZM217 114H218V112H217ZM225 114V113H224ZM226 114H228V113H226ZM17 115V116H16ZM39 115H41L42 116V114L40 113ZM53 115V114H52ZM76 115V114H75ZM107 115V114H106ZM110 115H111V113H110ZM118 115V114H117ZM117 115H116V117H117ZM119 115H121L120 113H119ZM134 116V117H137V116ZM140 117H141V115H143V114H138ZM149 116L148 117H150V113L148 114ZM166 115V114H165ZM167 115H169V113L167 114ZM174 115H176V114H174ZM179 115V114H178ZM175 116V118L178 120V117L179 116ZM189 114H187L186 116H188ZM219 115V114H218ZM231 115V114H230ZM242 115V114H241ZM27 116V115H26ZM44 116V115H43ZM63 116V115H62ZM74 118H76L74 115H72ZM71 116V117H72ZM85 116V115H84ZM100 116V115H99ZM114 116V115H113ZM122 116V115H121ZM155 116V115H154ZM171 116H172V114H171ZM180 116V117H181ZM195 116V115H194ZM243 116V115H242ZM28 117H31V114H29V116ZM27 117V118H28ZM34 117V114L32 115V118ZM36 117V116H35ZM35 117H34V120H29L28 122L29 123H32L31 121H34V122H37V121H35V120H37V119H35ZM82 117V116H81ZM86 117V116H85ZM90 117V116H89ZM103 117H104V115H103ZM111 117V116H110ZM144 117V116H143ZM163 117V116H162ZM179 117V118H180ZM202 117V116H201ZM201 117H200V119H198L197 118V116H196V120L198 119V120H201V123H203L204 122V126H207L208 124H207V122L205 121V118H203V120L201 119ZM204 117V116H203ZM219 117V116H218ZM238 117V116H237ZM243 117H245V116H243ZM243 117H242V119H243ZM4 117H2V119H3ZM25 117H24V113H23V119H24ZM42 118V117H41ZM51 118V117H50ZM50 118L48 119V120H50ZM66 118V117H65ZM107 118V117H106ZM119 118H121L120 116H119ZM118 118V119H119ZM124 118V119H125ZM128 118H130L129 116H128ZM185 118V117H184ZM207 118V117H206ZM223 118H225L226 119V117L224 116ZM239 118V117H238ZM1 119V120H2ZM9 119V118H8ZM19 119H21V117L19 118ZM26 119V118H25ZM64 119V118H63ZM82 119V118H81ZM85 119V118H84ZM91 119V118H90ZM95 119V118H94ZM108 119V118H107ZM134 119V118H133ZM133 119H131V121L133 120ZM136 119V118H135ZM140 119V118H139ZM138 119V121H140L141 122V120H142V123L143 122H145V124L147 123V124H149V126L151 125V127H153L152 126V124L154 123L153 121L152 122H150V120H148V119H146L145 117H144V120L146 119V121H143V118L141 119V120H139ZM161 119V118H160ZM170 119H174V118H170ZM181 120H179L180 122L181 121H183V119L182 118H180ZM192 119V118H191ZM194 119V118H193ZM215 119V118H214ZM228 119V118H227ZM235 119V118H234ZM245 119H247V118H245ZM0 120V121H1ZM3 120H5V119H3ZM2 120V121H3ZM12 120V119H11ZM13 120H14V118H13ZM28 119H26V121H27ZM46 119H44V121H45ZM51 120H53V119H51ZM50 120V121H51ZM58 119H56V121H57ZM73 120V119H72ZM74 120H76V119H74ZM85 120H87V119H85ZM92 120V119H91ZM98 120V119H97ZM115 120V119H114ZM126 120V119H125ZM137 120V119H136ZM136 120H133L134 122L136 121ZM195 120V121H196ZM222 120V119H221ZM239 120V119H238ZM25 121V120H24ZM23 121V122H24ZM39 121H40V119H39ZM41 121H43V120H41ZM40 121V122H41ZM62 121V120H61ZM68 121V120H67ZM80 121H82V120H80ZM118 121V120H117ZM116 121V122H117ZM130 121V120H129ZM172 121V120H171ZM178 121V122H179ZM184 121H185V119H184ZM187 121V120H186ZM191 121H193V120H191ZM190 121V122H191ZM194 121V122H195ZM203 121V122H202ZM209 121V120H208ZM227 121V120H226ZM229 121V120H228ZM253 121H254V119H253ZM5 122V121H4ZM6 122H7V120H6ZM12 122V121H11ZM10 122V123H11ZM15 122V121H14ZM19 122H21V121H19ZM33 122V123H34ZM46 122V124L45 125H47L48 124V122H47V120L45 121ZM55 122V121H54ZM134 122H132L133 123V126H134ZM150 122V123H149ZM177 122V121H176ZM192 123V124H195V123ZM206 122V123H205ZM210 122V121H209ZM246 122V121H245ZM252 122V121H251ZM256 121H254V123H255ZM3 123V122H2ZM10 123H8L9 124V126H10ZM16 123H18V121H16L15 122V124ZM25 123V122H24ZM29 123H27L26 122V125L27 124H29ZM42 123H44V122H41V124ZM56 123H58V121L56 122ZM65 123V122H64ZM72 124L74 123L75 124V122H71ZM76 123H79L80 124V122H78V121H76ZM92 123H93V121H92ZM118 123H121V125L123 126V124L124 123H126V122H123L122 123V121H120V122H118ZM136 123V122H135ZM159 123H162V122H159ZM159 123H157V124H159ZM170 123V122H169ZM214 123H215V121H214ZM226 123V122H225ZM233 123H234V121H233ZM243 123V122H242ZM253 123V122H252ZM1 124V123H0ZM4 124H6V123H4ZM8 124H7V127L6 126H4V127H6V128H8L9 129V126H8ZM13 124V123H12ZM15 124H13L14 126H15ZM20 124V123H19ZM19 124H18V127L17 126H15V130H14V128H12L13 127V125H11L10 127L14 130H12L11 128V130L13 131V132H15L16 130H17V128L19 129ZM36 124L37 123H35V126H36ZM39 124V123H38ZM37 124V125H38ZM52 124V123H51ZM50 124V122H49V125L52 127V125ZM68 124H70V123H68ZM78 124V125H79ZM81 124H82V122H81ZM85 124V123H84ZM90 124V123H89ZM98 124V123H97ZM96 124V125H97ZM127 124V123H126ZM129 124H131V123H129ZM145 124L144 125H142V128L145 126ZM146 124V125H147ZM165 124H166V122H165ZM180 124V123H179ZM186 124V123H185ZM200 124V123H199ZM206 124V125H205ZM210 124V126H211V123H209ZM223 124V123H222ZM229 124H230V121H229ZM232 124V123H231ZM247 124V123H246ZM259 124H261V123H259ZM2 125V124H1ZM20 125H23V124H20ZM45 125H43V126H41L40 127V125L38 126V127H40V128H42V127H46ZM76 125V124H75ZM75 125H74V127H75ZM92 125V124H91ZM125 125V124H124ZM136 125H137V123H136ZM172 125H174V124H172ZM187 125H189L188 123H187ZM201 125V124H200ZM200 125H198V126H200ZM226 125V124H225ZM236 125V124H235ZM247 125H251V124H247ZM262 125H263V123H262ZM25 126V125H24ZM28 126V125H27ZM29 126H32V124H30ZM28 126V128H26V127H22V128H26V129H29L30 127ZM48 126V125H47ZM77 126V125H76ZM99 126L100 125H98V128H99ZM102 126V125H101ZM109 126V125H108ZM112 127H113V125H111ZM118 126V125H117ZM125 126H127V125H125ZM129 126V125H128ZM132 126V125H131ZM131 126H129V127H131ZM140 126V125H139ZM154 126H155V124H154ZM162 126V125H161ZM195 126V125H194ZM197 126V125H196ZM198 126H197V128H198ZM204 126L202 125V126H200L201 128H200V130L198 131V130H196V127H194V130H196L195 132H197V134L199 133V132H201V131H204ZM216 126H218V125H216ZM216 126H215V124H214V126L213 127H215L216 128ZM226 126H230V125H228V123H227V125ZM233 125H231V128L233 129L234 127H232ZM242 126V125H241ZM244 126V125H243ZM1 127V126H0ZM20 127V128H21ZM33 127V126H32ZM37 127V126H36ZM34 128V129H36V131H37V128ZM49 127V126H48ZM51 127H49V131H50V129H54V128H51ZM67 127V126H66ZM70 127V126H69ZM86 128H87V126H85ZM89 127V126H88ZM93 127H95V126H93ZM103 127V126H102ZM111 127V128H112ZM156 127V126H155ZM178 127V126H177ZM189 127V126H188ZM223 127V126H222ZM240 127V126H239ZM247 127V126H246ZM249 127H251V126H249ZM263 128H264V125L262 126ZM2 128V127H1ZM32 128V129H33ZM97 128V126L94 128V130H96V129H98ZM101 128V127H100ZM134 128V127H133ZM133 128H131V129H133ZM136 128H138V127H136ZM144 128H146L147 130H148V127H144ZM150 128V127H149ZM158 128V127H157ZM176 128V127H175ZM190 129L192 128L191 127V125H190V127H189ZM210 128V127H209ZM208 128V129H209ZM220 128V127H219ZM230 128V127H229ZM237 128V127H236ZM235 128V129H236ZM243 128V127H242ZM254 128V127H253ZM253 128H252V130H253ZM5 129V128H4ZM8 129H6V130H8ZM9 129V130H10ZM26 129H25V132H26V134L28 133L27 131H26ZM33 129V130H34ZM48 128H46V129H44V130H47ZM67 129V128H66ZM120 129V128H119ZM182 129V128H181ZM193 129V128H192ZM191 129V130H192ZM201 129H203V130H201ZM223 129V128H222ZM226 129H228V128H226ZM234 129V130H235ZM256 130H259V129H257V128H255ZM24 130V129H23ZM55 130H57V129H55ZM88 130V129H87ZM87 130L85 131V133L87 132ZM99 131H100V129H98ZM123 130V129H122ZM125 130H128V127H127V129H125ZM137 130H139V128L137 129ZM136 130V132H138ZM146 130V131H147ZM159 130V129H158ZM161 130H164V129H161ZM160 130V131H161ZM165 130H167V129H165ZM178 130H180V129H178ZM190 130V131H191ZM207 130V129H206ZM205 130V131H206ZM233 130V131H234ZM238 130V129H237ZM241 130V129H240ZM247 130V129H246ZM250 130H251V128H250ZM19 131V130H18ZM20 131H22L21 129H20ZM30 131H31V129H30ZM30 131H29V133H30ZM35 131V132H36ZM38 131H41V129L40 130H38ZM49 131H47V132H49ZM133 131V130H132ZM142 131H144V130H142ZM152 131V130H151ZM167 131H169V130H167ZM166 131V132H167ZM208 131V130H207ZM206 131V132H207ZM210 132H211V129L209 130ZM218 132L217 130H214V132ZM221 131V130H220ZM229 131H230V133H231V130H228V134H229ZM11 132V131H10ZM24 132V131H23ZM22 132V133H23ZM24 132V133H25ZM50 132H54V131H50ZM92 132V131H91ZM129 133H130V131H128ZM135 132V130H134V135L133 136H137L138 134ZM145 132V131H144ZM148 132H150L149 130L147 131V133L145 132V133H143V136H145L144 134H148ZM170 132V131H169ZM178 132V131H177ZM177 132H176V134H177ZM209 132V133H210ZM223 132V131H222ZM224 132L226 133L227 131L224 129ZM257 132V131H256ZM28 133V134H29ZM32 133V132H31ZM33 133H34V131H33ZM43 132L41 131V134H42ZM66 133V132H65ZM78 133V132H77ZM80 133H81V131H80ZM88 133V132H87ZM135 133H136V135H135ZM141 133V132H140ZM141 133V134H142ZM152 133V132H151ZM154 133V132H153ZM172 133V132H171ZM191 133V132H190ZM194 133V132H193ZM224 133V134H225ZM234 133V132H233ZM242 133V132H241ZM244 133V132H243ZM252 133H253V131H252ZM13 134V133H12ZM17 133L15 132V134L14 135H16ZM20 134V135H19ZM17 136H16V138L19 136H23L21 133H19ZM35 134L36 133H34V137H35V139L37 138L36 136H35ZM47 134V133H46ZM60 134H62V135H64L63 133H60ZM67 134V133H66ZM69 134V133H68ZM71 134V133H70ZM81 134H83V133H81ZM131 134V133H130ZM158 134H160V132H158ZM165 134V133H164ZM172 134H174V133H172ZM176 134H175V136L174 137H176ZM202 134V133H201ZM220 134H221V132H220ZM227 134V135H228ZM235 134V133H234ZM234 134H232L233 136H234ZM238 133L236 132V135H237ZM246 134V133H245ZM0 135H1V133H0ZM5 135H6V133H5ZM13 135V136H14ZM25 135V134H24ZM36 135H39V134H36ZM54 135H56V132H55V134ZM53 135V136H54ZM58 135V134H57ZM103 135V134H102ZM105 135V134H104ZM129 135V134H128ZM149 135V134H148ZM165 135H167V134H165ZM169 135V134H168ZM171 135V134H170ZM180 135V134H179ZM178 135V136H179ZM192 136H193V134H191ZM213 135V134H212ZM215 135H217V134H215ZM232 135H230L231 137H230V139L233 137ZM235 135V136H236ZM261 135V134H260ZM7 136V135H6ZM11 136V135H10ZM42 136H44V138H45V140H46V135H44V134H42ZM41 136V137H42ZM65 136V135H64ZM69 136V135H68ZM88 136V135H87ZM110 136V138H108V139H106V141H104L105 143H101V146H103V150H104V152H105V154H107V155H109V154H111V156H113V158H109L110 160H111V164H109L108 165V167H103L102 166V162L101 163H99V164H92L94 167L92 168V169H89L90 171H87L89 174H91V175H93L94 177H96V180L94 179V183H92V184H90L89 183V181L87 180V179H85L84 178V180H83V177H81V175L82 176H84V177H88L87 175H85L83 172H85V168H90V166H89V164H87L86 165V163H84V162H79V163H77L76 161H71L70 162V165H68L67 167H71L75 172H74V174H75V179L77 178V179H79L78 181H79V184H78V188H81L82 189V191H87L88 193H81V195L78 193V192H76V189L75 190H70L69 192H67V194H66V197H67V199H65V201H67V200H70V201H72V203H73V205H75V207L76 206H78V207H80L82 210H83V214L85 215V217H86V221H88V222H93V223H95L96 224V222H98L100 225H102L103 226V229L105 230V231H107V234H108V236H107V234H105L109 239H107V237H106V239L107 240H112V242H117V241H119L121 238H125V237H129L130 239H135V237H136V235L137 234H143V236H144V238H146L145 240H148L149 241V243L152 245V248H153V244H154V247L155 248H161V250L163 249V250H166L167 252L168 251H171V250H173V251H178V256H179V258H181V259H184V258H188V257H192V258H195V259H203V260H206L207 261V263L208 264H264V218L263 217H261V216H259L258 214H262V215H264V209H263V207H264V203H263V207H262V209L263 210H261L262 212H260V213H258V209H260L259 207H258V196L260 195H258V190L261 188L262 189V187H260L259 189H258V174H260L261 172H263L264 173V171H263V167H264V165H262V168H261V172L258 170V165L261 163L262 164V161H260V159H258L259 161H260V163L258 164V163H254L253 161V164L255 165V166H252L253 164H251V162H247L250 158H252V156H253V158H254V155H258V157H261V156H259V152L262 150V149H264V148H261V150L260 151H258L260 148H258L257 146V148H258V150H255L256 151V153L258 152V154H255V152H251V153H253L254 155H250V156H247V155H249L250 153L249 152H247V151H245V149H247L248 151H253V146L250 148V147H248L247 145H244V141L245 140H248L249 141V139H250V137H249V139H242L241 140V138L242 137H240L239 135H237L238 136V138H240V140L241 141H243L242 143H243V146H241V147H243L244 148V151L246 152V153H248L246 156L247 157H250L247 161H246V159L247 158H245V159H241V160H239L240 158H237V156L234 154V153H232V154H234V155H231L230 156V158L229 159H227L226 160V162H225V167H226V169L225 168H223V170H227L226 172H227V176L226 175H223V174H219L218 172H217V174H219V175H222V176H224V178H225V176H226V180L223 182V183H220L221 185L223 184V188H221L222 190L224 189L225 190V192L223 193V196L222 195H214V193H210V192H208L210 189H208L207 187V189H208V191L206 190V189H204V188H197V187H194V188H196V189H192V187H190L188 184H186V183H184V181L183 180H181L179 177H178V174L176 173V172H174V171H171V170H169V171H164V169H163V164H162V162L161 161H159V156H156V158L155 159H153V154H152V158H150V156L148 155V154H142L141 153V155H138L136 152H134L133 150H136V149H138L136 146H134L133 148H131V146H130V143H128V142H126L125 140V137H124V140L123 141H121V140H115V139H113L112 137H111V135H109ZM116 136H117V132H115L114 130H113V137L114 138H116ZM152 136H154V134L152 135ZM156 136V135H155ZM159 136H161V134L159 135ZM224 136L225 135H223V138H224ZM235 136L233 137L234 139H235ZM2 137V140H3V138H5V137H3V135L1 136ZM8 137V136H7ZM7 137H6V140H4V141H7L8 139V142L10 141V138L8 137V139H7ZM18 137V138H19ZM25 137H26V135H25ZM33 137V136H32ZM32 137H27L28 138V141L29 140H31V138ZM40 137V136H39ZM49 137V136H48ZM55 137V136H54ZM71 137V136H70ZM79 137L80 136H78V139H79ZM93 137V136H92ZM148 137V136H147ZM163 137V136H162ZM162 137H161V139H162ZM168 137V136H167ZM174 137H170V138H174ZM197 137H198V135H197ZM210 137H212V136H210ZM216 137V136H215ZM221 137V136H220ZM226 137V136H225ZM261 137V136H260ZM14 138V137H13ZM15 138V139H16ZM17 138V139H18ZM23 138H24V136H23ZM58 138V137H57ZM63 138V137H62ZM77 138V137H76ZM87 138H89V137H87ZM126 138H128V137H126ZM135 138V137H134ZM141 138V137H140ZM139 138V142H140V140H142L143 141V139H140ZM170 138H168V139H170ZM181 138V137H180ZM199 138L201 139V136H199ZM202 140H204V138H207V136H202ZM214 138V137H213ZM228 138V137H227ZM246 138V137H245ZM14 139V140H15ZM20 139V138H19ZM18 139V140H19ZM25 139V143L27 142V139L26 138H24ZM33 139V138H32ZM34 139V140H35ZM40 139V140H39ZM50 139V138H49ZM75 139V138H74ZM97 139H99L100 140V138H97ZM103 139V138H102ZM136 139V138H135ZM152 139V138H151ZM164 139V138H163ZM176 139H177V137H176ZM186 139V138H185ZM197 140H199L198 138H196ZM222 139V138H221ZM220 139V140H221ZM230 139H228L229 141H230ZM252 140H253V138H251ZM258 139V138H257ZM261 139V138H260ZM17 140V142H19ZM34 140H32V142L34 141ZM37 140H39V141H43V139H41V138H37ZM53 140V139H52ZM51 140V141H52ZM58 140V139H57ZM56 140V141H57ZM63 141H64V139H62ZM61 139H60V141L61 142H63ZM134 139H132V141H133ZM137 140V139H136ZM153 140V139H152ZM158 140V139H157ZM172 140H174V139H172ZM186 140H189L188 138L186 139ZM190 140H192V137H191V139ZM209 140H210V138H209ZM256 140V139H255ZM21 141H22V139H21ZM48 141V140H47ZM86 141V140H85ZM91 141V140H90ZM129 141V140H128ZM159 141V140H158ZM157 141V142H158ZM162 141V140H161ZM178 141H179V139H178ZM180 141H183V140H180ZM212 141H214L215 143H216V140L214 139V140H212ZM211 140H210V142L213 144V142H212ZM224 141V140H223ZM236 141H237V143L239 144V142H238V140L236 139ZM236 141L234 140V141H232L233 142V144H234V142L236 143ZM240 141V142H241ZM262 141V140H261ZM1 142V141H0ZM12 142V141H11ZM10 142V143H11ZM23 142H24V140L22 141V143L21 142H19V143H21V144H23ZM35 142H38V141H36L35 140ZM54 142V141H53ZM77 142H80V141H77ZM160 142V141H159ZM158 142V143H159ZM169 142V141H168ZM177 142V141H176ZM198 142H200V140L198 141ZM205 142H207V143H209V145L210 146H214V145H211V143L210 142H208V141H205ZM218 142V141H217ZM231 142V141H230ZM255 142V141H254ZM254 142H253V145H254ZM257 142V141H256ZM29 143V145H31L30 144V142H28ZM28 143H27V146H28ZM39 143H41V142H39ZM43 143V142H42ZM41 143V144H42ZM46 143V142H45ZM48 143V146L50 147V145H49V142H47ZM55 143V142H54ZM66 143V142H65ZM72 143V142H71ZM75 143V142H74ZM81 143V142H80ZM96 143L98 144V141H96ZM134 143V142H133ZM143 143V142H142ZM175 143V142H174ZM174 143H172V145H174ZM182 143V142H181ZM181 143H179L178 142V144H180V146H182V148H184V147H186L187 146V148L189 147V148H191L190 146H192L191 144H188V141H187V144L184 146V144L185 143H183V145L181 144ZM191 143V142H190ZM202 143V142H201ZM228 143V141L226 140V144ZM263 143V142H262ZM14 144V143H13ZM33 144V143H32ZM52 144V143H51ZM57 144V147H58V144L59 143H56ZM62 144H64V142L62 143ZM67 144V143H66ZM136 144V143H135ZM140 144V143H139ZM194 144V143H193ZM225 144V143H224ZM245 144H249L250 145V143H245ZM260 144V143H259ZM24 145V144H23ZM35 145V144H34ZM38 144H36V146H37ZM143 145V144H142ZM145 145V144H144ZM161 145V144H160ZM167 145V144H166ZM171 145V146H172ZM196 145V144H195ZM203 145V144H202ZM205 145H207V144H204L203 146H205ZM237 145V144H236ZM240 145H242L241 143H240ZM256 145H258V144H256ZM261 145H264V144H261ZM4 146V145H3ZM13 146H17V145H13ZM25 146V145H24ZM32 146V149H33V145H31ZM36 146H35V149H36ZM40 147H41V145H39ZM69 146V145H68ZM72 146H73V144H72ZM80 146H82V143L80 144ZM163 146V145H162ZM184 146V147H183ZM209 146V147H210ZM221 146V144L219 145V147ZM245 146H247V148L245 147ZM255 146V145H254ZM7 147V146H6ZM5 147V148H6ZM20 147V146H19ZM23 147V146H22ZM30 147V146H29ZM49 147H44V149H42V151H43V154H44V160H43V166H41L42 167V169L40 170V173H37L36 174V177L35 178H37V177H41L38 181L41 183V180H42V183L41 184H38V191H36L35 193V205H33V211H34V213L32 214V218H31V222H30V224H37V227H38V229L40 228H42L44 231H45V234L46 233H55V231L56 232H58L57 230H56V228L55 227H60V228H63L64 226H67V227H69L70 225H71V223L73 224V222H71V221H73L75 218H76V216H75V213H73L72 211H69V210H67V209H65V208H63V206L64 205H66L67 203H64L63 202V204L62 205H57V204H55L54 203V200H53V197L51 196V194H52V182H54L53 180H54V178L53 177H51V169H52V167H53V165H54V161H53V159H51L50 158V156H49V153L50 154H52L53 155V153L54 152H56V150L52 153V152H50V148ZM78 147V146H77ZM144 147V146H143ZM151 147V146H150ZM164 147V146H163ZM179 147V146H178ZM193 147V146H192ZM219 147L217 148V147H215V148H217V149H219ZM225 146H223V147H220V148H222V149H225L224 148ZM236 147V146H235ZM13 148V147H12ZM25 148H27L28 149V147H26L25 146ZM156 148H158V145H157V147ZM188 148V150H190ZM195 148V147H194ZM196 148H197V146H196ZM195 148V149H196ZM228 148H230V147H228ZM233 147L231 146V150L233 151V152H235L233 149H232ZM250 148V149H249ZM1 149V148H0ZM35 149H33V150H35ZM53 149V148H52ZM65 149V148H64ZM75 149V148H74ZM86 149V148H85ZM94 149V148H93ZM165 149H166V147H165ZM172 149H174V147H172L171 148V150ZM192 149V148H191ZM203 149V148H202ZM238 149L239 148H237L236 147V149L235 150H237L238 151ZM7 150V149H6ZM17 150V149H16ZM15 150V151H16ZM21 150V149H20ZM26 150V149H25ZM30 150V149H29ZM67 149H65V151H66ZM96 150V149H95ZM95 150H94V152H95ZM160 150V149H159ZM194 150V149H193ZM196 150H198V149H196ZM200 150V149H199ZM215 150V149H214ZM230 150V149H229ZM240 150H242V149H240ZM0 151H2V150H0ZM9 151H11V150H9ZM18 151V150H17ZM16 151V152H17ZM32 151V150H31ZM38 151V150H37ZM60 151V150H59ZM143 151H145V150H143ZM180 151V150H179ZM179 151H177V152H179ZM201 151V150H200ZM207 151V150H206ZM218 151V150H217ZM221 151H223V150H221ZM231 151V152H232ZM264 151V150H263ZM8 152V151H7ZM16 152H15V155H16ZM18 152H20V151H18ZM32 152H34V151H32ZM39 152V151H38ZM38 152H37V154H38ZM79 152V151H78ZM96 152H98V150L96 151ZM155 152V151H154ZM160 152H161V150H160ZM171 152V151H170ZM176 152V151H175ZM196 151H194V153H195ZM216 152V151H215ZM223 152H225L226 154L228 153V151L226 152V150L225 151H223ZM240 153H241V151H239ZM239 152H238V154H239ZM9 154H11V152H8ZM12 153H14V152H12ZM60 153H61V151H60ZM72 153V152H71ZM70 153V154H71ZM191 154H193L192 152H190ZM198 153V152H197ZM201 153H202V151H201ZM208 153H209V150H208ZM263 152H261L260 154L263 156L264 155V153L262 154ZM5 154V153H4ZM3 154V155H4ZM7 154V153H6ZM5 154V155H6ZM20 154H22V153H20ZM67 154V153H66ZM161 154H162V152H161ZM168 154V153H167ZM166 154V156H168L169 157V155L170 154H168L167 155ZM176 154V153H175ZM190 154V155H191ZM209 154H211V153H209ZM4 155V156H5ZM62 154H60V156H61ZM72 155V154H71ZM76 155H77V153H76ZM102 155V154H101ZM150 155H151V152H150ZM178 155V154H177ZM197 155V154H196ZM201 155H203V154H201ZM204 155H206V154H204ZM245 155H242L241 154V156L243 157V156H245ZM1 156V155H0ZM9 157H11L12 155H8ZM13 156H14V154H13ZM23 156H24V154H23ZM57 156H59V154H57ZM59 156V157H60ZM82 156V155H81ZM207 156V155H206ZM9 157H8V159H9ZM15 157H17V155L15 156ZM18 157H19V155H18ZM62 157V156H61ZM194 157V156H193ZM201 158L202 159V157L201 156H199V153H198V155L195 157V158ZM204 157V156H203ZM216 157V156H215ZM222 157V156H221ZM240 157V156H239ZM258 157H256V159L258 158ZM264 157V156H263ZM263 157H261L262 159H263ZM14 158V157H13ZM32 158V157H31ZM53 158H57L56 156L55 157H53ZM82 158V157H81ZM102 158H104V157H102ZM191 158V157H190ZM205 158V157H204ZM207 158H208V156H207ZM223 158V157H222ZM3 159V158H2ZM11 159V158H10ZM15 159V158H14ZM14 159L13 160H11V163L14 161ZM64 160V158H61V160ZM67 159V158H66ZM92 159V158H91ZM108 159V158H107ZM200 159V160H201ZM255 159V160H256ZM16 160V159H15ZM38 160V159H37ZM58 160V159H57ZM86 160H88V158L86 159ZM175 160V159H174ZM179 160V159H178ZM178 160H176L177 162H178ZM187 160V159H186ZM190 160H192V159H190ZM199 160V161H200ZM206 160V159H205ZM208 160V159H207ZM207 160L205 161V162H207ZM252 160V159H251ZM250 160V161H251ZM254 160V161H255ZM4 161V160H3ZM6 161H8V160H6ZM17 161H19L18 159H17ZM26 161V160H25ZM28 161V160H27ZM32 161V160H31ZM30 161V162H31ZM68 161V160H67ZM95 161V160H94ZM195 161H198V160H195ZM199 161L198 162H196V163H198V165L200 164L201 165V163H199ZM202 161H204L203 159H202ZM10 161H8V163H9ZM40 162V161H39ZM39 162H38V164H39ZM62 163L63 162H65V161H61ZM183 161H181V163H182ZM187 162V161H186ZM215 162V161H214ZM18 162H15V163H12V164H17ZM23 163V162H22ZM29 163V162H28ZM32 163V162H31ZM57 163V162H56ZM60 163V162H59ZM195 163V164H196ZM208 163H210V161L208 162ZM37 164V163H36ZM35 164V165H36ZM58 164V163H57ZM61 164V163H60ZM69 164V163H68ZM91 164V163H90ZM105 164V163H104ZM183 164V163H182ZM202 164H204V162H202ZM207 164V163H206ZM205 164V165H206ZM222 164V163H221ZM221 164L220 165H218L219 167L221 166ZM256 164H258V165H256ZM23 165V164H22ZM29 165V164H28ZM65 165H67V164H65ZM192 165V164H191ZM208 165V164H207ZM212 165L214 166V164L212 163ZM16 166V165H15ZM32 166V165H31ZM38 166V165H37ZM64 166V165H63ZM210 166H211V164H210ZM212 166V168H214ZM224 166V165H223ZM222 166V167H223ZM259 166H261V165H259ZM5 167H6V165H5ZM9 167V166H8ZM27 167H29V170H31L30 169V166H27ZM56 167V166H55ZM66 167V168H67ZM205 167V166H204ZM203 166H202V168H204ZM11 168V167H10ZM14 168V167H13ZM59 168H60V165H59ZM64 168H65V166H64ZM68 168V169H69ZM167 168V167H166ZM172 168V167H171ZM175 168V167H174ZM191 168H193V167H191ZM209 168V167H208ZM216 168V167H215ZM218 168V167H217ZM37 169V168H36ZM207 169V168H206ZM219 169V168H218ZM6 170V169H5ZM9 170H11L13 173H14V171H16V170H14L13 171V169L11 168V169H9ZM188 170V169H187ZM197 170V169H196ZM200 170V169H199ZM222 170V169H221ZM53 171V170H52ZM60 171V170H59ZM65 171V170H64ZM68 171L69 170H67V171H65V175H67L66 173H68ZM202 171V170H201ZM203 171H205V170H203ZM217 171H219V170H217ZM21 172V171H20ZM37 172H38V169H37ZM57 172V171H56ZM194 172V171H193ZM199 173H200V171H198ZM221 172V171H220ZM224 172V171H223ZM259 172V173H258ZM12 173V174H13ZM16 173H17V171H16ZM16 173H14V175L16 174ZM34 173V172H33ZM60 173H61V171H60ZM31 174V173H30ZM182 174H184V173H182ZM196 174V173H195ZM204 174H206L205 172H204ZM215 174V176L217 177L218 175L216 174V173H214ZM262 174V173H261ZM7 175V174H6ZM17 175V174H16ZM24 175V174H23ZM212 175V174H211ZM263 175V174H262ZM261 175V176H262ZM21 176V175H20ZM179 176H181V175H179ZM202 176V175H201ZM213 176V175H212ZM19 177V176H18ZM56 177V176H55ZM66 177V176H65ZM67 177H68V175H67ZM72 177H74V176H72ZM71 177V178H72ZM205 177H207V174H206V176ZM211 177V176H210ZM214 177V176H213ZM213 177H211V178H213ZM216 177H215V180H216ZM219 177V176H218ZM217 177V178H218ZM259 177H260V175H259ZM32 178H33V176H32ZM56 178H58V177H56ZM196 178V177H195ZM195 178H194V180H195ZM224 178H222L223 180H224ZM7 180H9V181H11V179L9 178L8 179V177L6 178ZM23 179V178H22ZM34 179V178H33ZM73 179V178H72ZM76 179V180H77ZM105 179V180H104ZM199 179V178H198ZM201 179V178H200ZM207 179V178H206ZM208 179H209V177H208ZM220 179H221V177H220ZM261 179V178H260ZM262 179H264V177L262 176ZM12 180H14V179H12ZM213 181H214V179H212ZM219 180V179H218ZM15 181V180H14ZM17 181V180H16ZM31 181V180H30ZM34 181H37L36 179L34 180ZM60 181H61V179H60ZM63 181V180H62ZM92 181V180H91ZM202 181H204V180H202ZM212 181V182H213ZM263 181V180H262ZM206 182V181H205ZM11 183V182H10ZM16 183V182H15ZM14 182H12V184H15ZM30 183V182H29ZM61 184H63V185H65V183H63V182H60ZM74 183H76V182H74ZM202 183V182H201ZM207 184H208V181L206 182ZM210 183H211V181H210ZM260 183H264V182H260ZM34 184H36V183H34ZM55 184V183H54ZM23 185V184H22ZM22 185H20V188H21V186ZM17 186V189L19 188L18 187V185H16ZM58 186H60V185H57V187ZM195 186V185H194ZM260 186V185H259ZM9 187V186H8ZM12 187H14V186H11V188ZM56 187V188H57ZM65 187H68L67 185L65 186ZM90 187H92V189L90 190ZM216 187H218V186H216ZM19 188V189H20ZM25 188H27V187H25ZM60 187H58V189H59ZM3 189H5L6 190V188H3ZM16 188L14 189L13 188V190H17ZM62 189V188H61ZM216 189V188H215ZM4 190V191H5ZM21 190V189H20ZM30 190V189H29ZM60 190V189H59ZM262 190H264V189H262ZM1 191V190H0ZM3 191V190H2ZM3 191V192H4ZM8 191H10V190H8ZM21 191H24L25 192V190H21ZM20 191V192H21ZM27 191V190H26ZM56 191V190H55ZM6 192V191H5ZM12 192V191H11ZM13 192H15V191H13ZM12 192V193H13ZM19 192V193H20ZM23 192V193H24ZM57 192V191H56ZM59 192V191H58ZM60 192H63V190H61ZM59 192V193H60ZM262 192V191H261ZM264 192V191H263ZM15 193H17L18 194V191L17 192H15ZM26 193V192H25ZM64 193V192H63ZM215 193H216V190H215ZM220 193V192H219ZM6 194V193H5ZM14 194V193H13ZM16 194V195H17ZM20 194H22V193H20ZM19 194V195H20ZM7 195H8V193H7ZM11 195V194H10ZM24 194H22V196H23ZM26 195V194H25ZM24 195V196H25ZM53 195V194H52ZM63 195V194H62ZM262 195V194H261ZM5 197H6V195H4ZM22 196H18V197H22ZM64 196V195H63ZM0 197H2V195L0 196ZM11 198H12V195L10 196ZM10 197H8V199L10 198ZM18 197H16V198H18ZM56 197V196H55ZM262 197H264V196H262ZM27 198V197H26ZM26 198H24V199H26ZM31 198V197H30ZM59 198V197H58ZM65 198V197H64ZM0 199H2V198H0ZM18 199H22V198H18ZM261 198H260V196H259V200H260ZM15 200L16 199H14L13 198V202H15ZM26 200H28V199H26ZM261 200H263V199H261ZM260 200V201H261ZM3 201H5V199L3 200ZM18 201V200H17ZM31 201V200H30ZM61 201H63V200H61ZM5 202H7V201H5ZM21 202V201H20ZM25 202V201H24ZM69 202V201H68ZM261 202H264V201H261ZM31 205V204H30ZM55 205L57 206V207H55ZM69 205V204H68ZM59 206V207H58ZM7 207H9V205L7 204ZM13 207V206H12ZM69 207V206H68ZM74 207V206H73ZM23 208V207H22ZM71 207H69V209H70ZM21 209V208H20ZM29 209V208H28ZM11 211V210H10ZM29 212H30V210H29ZM15 213V212H14ZM20 213V212H19ZM18 213V214H19ZM26 214V213H25ZM81 214V213H80ZM82 214V215H83ZM21 215V218H22V214H20ZM18 216V215H17ZM26 216H27V214H26ZM81 216V215H80ZM82 217V216H81ZM10 218V217H9ZM20 218V217H19ZM83 219V218H82ZM11 220V219H10ZM18 220V219H17ZM19 221V220H18ZM20 222V221H19ZM63 222H65V223H63ZM71 222V223H70ZM75 222V221H74ZM14 223V222H13ZM77 223V222H76ZM75 223V224H76ZM16 224V223H15ZM81 224H82V226H81ZM78 225L80 226L79 227V232H77L76 230L74 231V233H73V235L71 234V238H73V237H75V238H81V240H85L87 237H89V225L88 224H86V223H78ZM96 225H98V224H96ZM16 226H17V224H16ZM18 226H20V225H18ZM23 226V225H22ZM11 227V226H10ZM21 227V226H20ZM74 227H77L78 228V226L77 225H75ZM23 228H25L26 229V227H23ZM41 229V230H42ZM71 229V228H70ZM97 229V228H96ZM63 230V229H62ZM99 231H101V229L99 230ZM98 231V232H99ZM19 232V231H18ZM39 232V231H38ZM59 234H60V232H58ZM102 233V232H101ZM39 234V233H38ZM26 236H28L27 234H25ZM21 236V235H20ZM24 236V235H23ZM102 236V235H101ZM29 237V236H28ZM35 237V236H34ZM62 237V236H61ZM66 237H68V236H66ZM22 238V237H21ZM95 238V237H94ZM99 238V237H98ZM29 239V238H28ZM35 239V238H34ZM37 239V238H36ZM137 239V238H136ZM25 240V239H24ZM80 240V241H81ZM88 240V239H87ZM110 240V241H111ZM131 240V241H132ZM45 241V240H44ZM91 241H93V239H91ZM104 241V240H103ZM25 242H27L26 240H25ZM67 242V241H66ZM71 242V241H70ZM72 242H73V240H72ZM77 242H78V240H77ZM88 242H89V240H88ZM94 242V244H95V241H93ZM133 242V241H132ZM141 242H142V240H141ZM147 242V241H146ZM145 242V243H146ZM39 243H40V240H39ZM44 243V242H43ZM50 243V242H49ZM104 243V242H103ZM106 243V242H105ZM105 243H104V245H105ZM125 243H126V241H125ZM129 243H130V240H129ZM143 243V242H142ZM31 244V243H30ZM74 244V243H73ZM89 244H90V242H89ZM107 244V243H106ZM128 244V243H127ZM131 244L132 243H130L129 245L131 246ZM135 244H137L136 242L134 243V245L132 244V246H135ZM144 244V243H143ZM147 244V243H146ZM29 245V244H28ZM34 245V244H33ZM43 245V244H42ZM82 245V244H81ZM108 245H110V244H108ZM128 245V246H129ZM44 246V245H43ZM53 246V245H52ZM75 246V245H74ZM84 246V245H83ZM139 246V245H138ZM37 247V246H36ZM77 246H75V248H76ZM96 247H97V245H96ZM115 247V246H114ZM113 247V248H114ZM118 247V246H117ZM140 247V246H139ZM149 247H151V246H149ZM148 247V248H149ZM33 248H35V247H33ZM41 248V247H40ZM55 248V247H54ZM70 248V247H69ZM80 249L81 248V246L80 247H77V249ZM83 248H87V247H83ZM99 248V247H98ZM107 248V247H106ZM38 249V248H37ZM36 249V250H37ZM42 249V248H41ZM71 249H73V248H71ZM97 249V248H96ZM133 249V248H132ZM135 249V248H134ZM154 249V248H153ZM39 250L40 249H38V252H39ZM44 250V255H45V252H46V256L48 255V250L46 251V249H43ZM55 250V249H54ZM83 250H85V249H83ZM90 249H88V251H89ZM92 250V249H91ZM99 250V249H98ZM140 250V249H139ZM145 251H146V249H144ZM156 250V249H155ZM111 251V250H110ZM109 251V252H110ZM122 251V250H121ZM129 251V250H128ZM40 252H42V250L40 251ZM39 252V253H40ZM50 252V254L51 255H48L47 256V259L49 258V256L51 257V256H53L52 255V253H51V251H49ZM60 252V251H59ZM76 252V251H75ZM90 252V251H89ZM93 252H95L96 254H98V252H96V251H94L93 250ZM101 252V251H100ZM103 252V251H102ZM112 252V251H111ZM149 252V251H148ZM157 253H158V251H156ZM161 252V251H160ZM159 252V253H160ZM164 252V251H163ZM80 253V252H79ZM86 253V252H85ZM104 253V252H103ZM125 253V252H124ZM130 253V252H129ZM170 253V252H169ZM76 254H77V252H76ZM76 254H74V255H76ZM82 254H84V253H82ZM90 254H91V252H90ZM108 254V253H107ZM110 254V253H109ZM137 254H140V252L139 251H137ZM161 254V253H160ZM159 254V255H160ZM164 254V253H163ZM162 254V255H163ZM42 255V254H41ZM44 255H42V259H44V261L46 260V257H44L43 258V256ZM78 255V254H77ZM76 255V256H77ZM98 255H101V254H98ZM103 255V254H102ZM134 255V254H133ZM132 255V257H131V262L132 263H135V264H139V263H142L143 261H142V259H141V262L140 261H138V257H136L135 255L133 256ZM150 255V254H149ZM148 255V256H149ZM56 256V255H55ZM107 256V255H106ZM139 256V255H138ZM161 256V255H160ZM95 257V256H94ZM104 257H105V255H104ZM118 257V256H117ZM140 257V256H139ZM163 256H161V258H162ZM52 258H55V257H52ZM52 258H50L49 259V261H45V262H47L48 264L50 263V261H51V259ZM56 258H57V256H56ZM88 258V257H87ZM121 258H123V256L121 257ZM150 258V257H149ZM153 258V257H152ZM160 258V257H159ZM63 259V258H62ZM61 258H60V260H61V262L59 261V263L60 264H62V261H64V260H62ZM108 258H106V260H107ZM148 259V258H147ZM57 260H59V259H57ZM109 261H110V259H108ZM164 260H165V262H166V256L164 257ZM43 261V260H42ZM42 261H41V263H42ZM52 261L54 262V259H52ZM56 261V260H55ZM65 261H67V260H65ZM92 261V260H91ZM118 261V260H117ZM126 261H128V260H126ZM153 261V260H152ZM162 262H163V260H161ZM39 262H40V260H39ZM37 263L36 262V264H41V263ZM58 262V261H57ZM103 262H104V260H103ZM108 262V261H107ZM130 262V263H131ZM148 262V261H147ZM156 262H157V259H156ZM159 262H160V260H159ZM168 262H169V260H168ZM172 262H174V261H172ZM52 263V262H51ZM50 263V264H51ZM113 263V262H112ZM144 263V262H143ZM154 263V262H153ZM184 263V262H183ZM185 263H186V261H185ZM184 263V264H185ZM194 263V262H193ZM192 263V264H193ZM197 263H199V262H197ZM35 264V263H34ZM46 264V263H45ZM64 264V263H63ZM67 264H70V262H67ZM105 264V263H104ZM116 264V263H115ZM125 264V263H124ZM145 264H147L146 262H145ZM152 264V263H151ZM163 264V263H162ZM181 264V263H180ZM200 264V263H199Z\"/></svg>",
    "mask_w": 264,
    "mask_h": 264
}]
</instances>
